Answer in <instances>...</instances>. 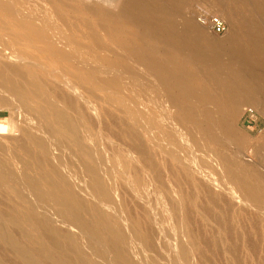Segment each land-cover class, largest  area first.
<instances>
[{"label":"rangeland","instance_id":"1","mask_svg":"<svg viewBox=\"0 0 264 264\" xmlns=\"http://www.w3.org/2000/svg\"><path fill=\"white\" fill-rule=\"evenodd\" d=\"M57 3H56V2ZM69 1V2H67ZM82 1V2H81ZM85 1V2H84ZM97 1H100V0H97ZM96 0H1L0 1V59H3V60H0V65H3V66H11V63L12 65H15V66H18L21 70L23 71H26L27 69L30 70L32 72L31 76H28V74H22L20 77L19 76H15L16 78V85L14 84H11V83H8V93H4L0 90V101L2 100L1 97H6V100H2L0 102V127H1V124L3 123H8V122H13V124L17 125L18 127H28V125L31 124V128L34 130V132L36 131L38 134L40 135H43V130L45 129L47 132L50 130V124H51V118H52V112L50 110V108H48V105L46 103H40L39 100L41 99L42 96L46 95L47 97V100L49 99V101H52L53 103H55V105L59 106V107H64L66 108L69 113L77 118L78 120V128L76 130V138H78L79 142L78 143H75L74 142V138L73 136H71L70 134L68 133H57V134H54L51 138L52 140L54 139L55 142H62L63 145V155L65 157H67L66 159L69 161L70 163V173H71V180H72V183L74 185H78L80 182L82 181H89L91 180L92 178V174L90 172V174L88 173V170L90 169H93L94 167L95 168H100L101 170H103L105 173H107V181H109V185H111L114 189H115V192L117 191L118 194L120 195H117L119 196V198L122 200L123 205H124V209H125V212H128L126 215H127V223L128 225L130 226L131 224H133L134 222H138L137 224H140L142 223L143 226H141L142 224L138 225L139 226V229L150 236L151 234V239L152 240V243L153 245L155 246L156 244H154V242L157 243V247L156 248V254L160 255V256H169L167 257L168 261H170V259L172 257H175L178 255L179 253V250L178 248L174 245V238L172 239V237H174V229L172 228V226L174 227V225L172 224L173 222L170 223V221H174V219L170 216H176V212L178 214V216L182 215V217H184L185 219V236L183 237V239L186 241V242H193L192 243V248H193V251H192V257H194V260H193V264L194 262L196 264H235V261H237L236 263H241V264H264V205H258V204H255L252 200H250L249 196H248V192L245 191L244 188H242L241 186H234L233 184V177L230 175V173L232 172L231 168L229 169L226 165H223L222 162H221V158L216 155V152L214 153L213 150L214 149H218V148H214L213 145H204L201 140H199L200 138H197V140L195 142H191L190 139H189V135L188 133L186 134H183L181 135V133H177L176 132V128L177 126H179V124L173 120L172 116H176L175 113H173V115H168L166 114L167 112V104H166V101L164 99H161V100H157L156 98L153 99V97H155V94H153L154 92L151 91L150 89H148L147 85L144 84L145 82H143L141 79H140V74H139V70L137 68V65L141 64V69L143 68L144 70H146V68H148L147 66L150 64L151 60L154 58V56H157V54L160 56L162 55V57L164 56L165 59L167 58H171V55H172V49L175 45H186V43H182L184 42V39L182 38L181 36V31H182V26L181 24H184L186 21L188 20H193V22L195 21V23H197V25L201 24L197 18L198 14L200 11H202L203 9H207L209 11H211L212 13H223V15L226 16V14L221 10V8L219 7V5H217L216 1L215 0H143V3L141 0H128V1H131V2H135L136 4L138 3V5H141V6H138V7H141L139 8V15H138V18H136V20H131V19H126V18H123V17H120L118 18L120 15L119 14H116V11L114 12V10L111 9V7H108V4L107 2L105 3L103 0L100 1V3H97ZM242 1V0H240ZM264 2V0H262ZM4 2V3H3ZM6 2V3H5ZM49 2V3H48ZM53 5H52V3ZM59 2V3H58ZM75 2H77V4H75ZM142 2V3H141ZM165 2H167V7L165 6L166 4H164ZM176 2V3H175ZM66 3V4H65ZM88 5H87V4ZM152 3V5H151ZM172 3V4H171ZM179 3V4H178ZM212 3V4H211ZM4 4V5H3ZM14 7H13V5ZM51 4V5H50ZM61 4V5H60ZM64 4V5H63ZM103 4V5H102ZM106 4V5H105ZM148 4V6H147ZM8 5V6H7ZM57 5V6H56ZM69 5V7L67 6ZM93 5V6H91ZM101 5V6H100ZM159 5V6H158ZM6 6V7H5ZM22 6V7H21ZM65 6V7H64ZM153 6V7H152ZM4 7V8H3ZM10 7V9H8ZM59 7V8H58ZM88 7V8H87ZM106 7V8H105ZM144 9H143V8ZM148 7V8H146ZM13 8V9H12ZM20 8V9H19ZM21 8L23 9L21 11ZM53 8V9H52ZM56 8V10H55ZM68 8V9H66ZM75 8V9H74ZM83 8V9H82ZM94 8V9H93ZM96 8V9H95ZM102 10H101V9ZM109 8L111 9V11L109 10ZM131 6H128L127 9L128 11L130 12L131 10ZM152 10H150V9ZM156 8V9H155ZM163 10H161V9ZM165 8V9H164ZM176 8H177V11H176ZM242 10L244 11V6L242 7ZM14 9H16V11H18V13H16V11H14ZM61 11H59V10ZM143 9V10H142ZM167 9V10H166ZM180 9V10H179ZM7 10V12L5 11ZM75 10V11H74ZM89 10V11H88ZM104 10V12H103ZM110 12H109V11ZM146 11L145 13L141 12V11ZM159 10L161 11V15L159 13ZM165 10V11H164ZM170 10V12H169ZM94 13H93V12ZM98 13H96V12ZM149 11V12H148ZM153 11V12H152ZM163 11V12H162ZM172 11V12H171ZM15 12V13H14ZM21 12V13H20ZM55 12V13H54ZM76 12V13H75ZM92 12V13H91ZM114 12V13H113ZM169 12V13H167ZM177 12H180V13H177ZM218 12V13H217ZM54 13V14H53ZM73 15H72V14ZM88 13V14H87ZM156 13V14H154ZM24 14V15H23ZM28 14V15H26ZM38 17V14H39V17L35 19L36 15ZM76 14V15H75ZM80 14V15H79ZM89 16H87V15ZM114 14V15H113ZM144 14V15H143ZM158 14V15H157ZM20 15L21 18H20ZM26 15V16H25ZM56 15V16H55ZM64 17H62V16ZM153 15V16H152ZM18 16V17H17ZM45 16V17H43ZM48 16V17H47ZM60 16V17H59ZM78 16V17H77ZM104 16V17H103ZM111 16V17H110ZM114 18H113V17ZM141 16V18H140ZM148 16V17H146ZM179 16V17H178ZM27 18H30L29 20L26 19ZM55 17V18H54ZM66 17V18H65ZM91 19H90V18ZM100 17V18H99ZM106 17V18H105ZM116 17V18H115ZM153 17V19H152ZM164 17V18H163ZM166 17V19H165ZM176 17V18H175ZM45 18V19H44ZM61 18V19H60ZM71 18V20H70ZM105 18V20H103ZM123 18V19H121ZM148 18V19H147ZM179 18V19H178ZM184 18V19H183ZM23 19H25L23 21ZM34 19V20H33ZM52 19V20H51ZM73 19V20H72ZM93 19V20H92ZM33 20V22H32ZM35 20L37 21V23H34ZM40 20H44V21H40ZM45 20L47 22H45ZM54 20V23L53 22H50V21H53ZM66 22H64V21ZM77 20V21H76ZM82 20H85V21H82ZM88 20V21H86ZM91 20V22H90ZM95 20V21H94ZM101 20V21H99ZM107 20V22H106ZM121 20V21H120ZM131 20V21H130ZM142 20V22H141ZM145 20V21H144ZM148 20V22H147ZM181 20V21H180ZM31 21V22H30ZM70 21V22H69ZM75 21V22H74ZM105 21V22H104ZM110 21V22H109ZM113 23H112V22ZM136 21H139L137 23H135ZM170 21H172L170 23ZM174 21V23H173ZM10 22V24H9ZM45 23V27H43V25H41L42 23ZM69 22V23H68ZM79 24H78V23ZM86 22V23H85ZM90 22V23H89ZM116 22V23H115ZM130 22H133V23H130ZM162 22V23H161ZM4 23V24H2ZM12 23V24H11ZM39 23V24H38ZM51 23L53 24V26L51 25ZM95 23V24H93ZM103 23V24H102ZM121 25H120V24ZM181 23V24H179ZM25 24V25H24ZM58 24V26L56 25ZM61 24V25H60ZM64 24V25H63ZM69 24V25H68ZM74 26H73V25ZM88 26H87V25ZM115 24V25H114ZM133 24V25H132ZM142 24L144 26H142ZM149 24V25H148ZM167 24V25H166ZM175 24V25H174ZM178 24V25H177ZM21 25V26H20ZM41 25V26H40ZM56 25V26H54ZM100 25H104V26H100ZM124 27H123V26ZM148 25V26H147ZM170 25V26H169ZM47 27H49L48 30ZM65 26V28H64ZM78 26V27H76ZM84 26V27H83ZM87 26V27H86ZM98 26V28H97ZM100 26V27H99ZM110 29H109V27ZM163 28H162V27ZM166 26V27H165ZM178 26V27H177ZM180 26V27H179ZM205 28L201 27L202 28V34H201V39L204 38H207V39H211L212 42H214L215 40H219V41H215V48L212 49V50H204L198 46H195L196 43L194 42L195 40L194 39H190L188 42H187V45H186V50L184 51L183 55H181V59H180V65L183 67V69H186L189 73H191L192 76H194L193 78V86L196 88V89H203L204 87L205 88H208L209 91L212 92L213 90V93H215L214 95H218L219 94H222V91L220 89H216V86H214V84L211 82L213 77L219 75L220 78H226L227 77V74L225 75V73H227V69L228 67H231L233 66L234 68L237 67L239 64L237 62H230V58H232V54L229 50V48H225V47H229L230 43L229 41L227 40H230V38L232 37V34H233V25L230 26V24H228V29H227V32L224 33V34H217L215 33L209 26H206L204 25ZM28 27V28H27ZM71 27V28H70ZM86 27V28H85ZM118 27V28H117ZM124 29H123V28ZM137 27V29H136ZM141 27V28H139ZM154 27V28H153ZM170 27V28H168ZM174 27V28H173ZM177 27V28H176ZM7 30H5V29ZM46 28V30H48L46 33V30L44 29ZM74 28V29H73ZM76 28V29H75ZM82 28V29H81ZM102 28V29H100ZM107 28V30H106ZM139 28V29H138ZM145 28V29H144ZM149 28V29H148ZM181 28V29H180ZM3 29V30H2ZM31 29V30H30ZM59 29V30H57ZM67 29V30H66ZM79 31H78V30ZM104 29V30H103ZM113 29V30H112ZM123 29V30H122ZM145 31V37H144V31ZM165 29V30H164ZM176 29V30H175ZM2 30V31H1ZM40 30V31H39ZM97 30V31H96ZM99 30H103V31H99ZM108 32L106 34V31ZM108 30H111L110 33ZM115 30V31H114ZM125 30V31H124ZM139 30V32L137 31ZM156 30V31H155ZM164 30V31H163ZM180 32H179V31ZM4 31V32H3ZM43 31H44V34H43ZM65 31V32H64ZM70 31V32H69ZM78 31V32H77ZM122 31H124L123 33H121ZM142 31V32H141ZM148 33H147V32ZM8 32H11V33H8ZM58 32V33H57ZM65 33V36H64V33ZM82 32V33H81ZM86 34H85V33ZM99 32V33H98ZM115 32V33H114ZM149 32H151L149 34ZM176 32V33H175ZM52 33V34H50ZM60 33V35H58ZM63 33V35H62ZM73 33V34H72ZM81 34L79 36V34ZM114 33V34H112ZM118 33H120L118 35ZM125 33V34H124ZM143 33V34H142ZM153 33V34H152ZM165 33V34H164ZM172 33V35H171ZM175 33V34H174ZM180 33V34H179ZM6 36H5V35ZM19 34V35H18ZM58 36H57V35ZM93 34V35H92ZM101 34V35H100ZM103 34V35H102ZM124 34V35H123ZM169 34V35H168ZM231 36H230V35ZM9 35V36H8ZM55 35V36H54ZM66 35L67 38H66ZM71 35V36H70ZM97 35V36H96ZM117 35V37H116ZM121 35V36H120ZM128 35V36H127ZM140 35H142L144 38L142 40V36L140 37ZM149 35V36H148ZM150 35H155V39L158 40L159 42V47L160 50L159 52H157V50L153 51L152 50V47L149 45L150 43ZM3 36V37H2ZM37 36V37H36ZM45 36V37H44ZM57 36V37H56ZM83 36V37H82ZM101 36V37H100ZM105 36V37H104ZM112 36V37H111ZM125 36V37H124ZM136 36V37H135ZM176 36V37H175ZM178 36V37H177ZM27 37V38H26ZM60 37V39L62 37H65V39L63 38V40L58 38ZM94 37V38H93ZM109 37L111 38L109 40ZM124 37V38H123ZM127 37V38H126ZM147 37V38H146ZM164 37V38H163ZM210 37V38H209ZM229 37V38H228ZM50 38V39H49ZM80 38V39H79ZM97 38V40L95 39ZM101 38V39H100ZM117 38V39H116ZM163 38V39H162ZM174 38V39H173ZM181 40H180V39ZM16 39V40H15ZM21 39V40H20ZM34 39V40H33ZM45 39V40H44ZM103 39V41H102ZM125 39H126V42H125ZM128 39V40H127ZM141 39V40H140ZM206 39V40H207ZM222 39H224L223 41H221ZM227 39V40H225ZM14 40V41H13ZM25 40V42H24ZM32 40V41H31ZM42 40V41H41ZM52 41V42H49ZM56 42L59 40V42ZM70 41V43L68 41ZM86 40V42L84 41ZM95 40V41H94ZM99 40V41H98ZM119 40V41H118ZM121 40V41H120ZM165 40V41H164ZM169 40V41H167ZM205 40V39H203ZM37 41V42H36ZM47 42V45H46V42ZM66 41L68 43H66ZM98 41V42H97ZM110 41V42H108ZM129 41L128 44H130L129 47L127 42ZM132 43H131V42ZM180 41V42H179ZM182 41V42H181ZM210 41V40H209ZM40 42V43H39ZM44 42V44L42 43ZM63 42V43H62ZM79 42V43H78ZM92 42V44H91ZM104 44H102V43ZM170 43V45L168 43ZM219 42V43H218ZM224 43H229L228 45L227 44H223ZM51 43V45H49ZM62 43V44H61ZM74 45H73V44ZM100 44V47L98 45L97 47V44ZM119 43V44H117ZM121 43V45H120ZM173 45H172V44ZM179 43V44H178ZM58 44V45H57ZM67 44V45H66ZM96 44V45H95ZM125 44V46H124ZM164 44V45H163ZM189 44V45H188ZM33 45V46H32ZM67 49H65V47ZM69 45V46H68ZM72 45V46H71ZM78 45V46H77ZM120 45V47H119ZM166 45H169V46H166ZM191 45V46H190ZM219 45V46H218ZM224 45V47H223ZM7 46V47H6ZM32 46V47H31ZM62 46V47H61ZM72 49H71V47ZM110 48H108V47ZM123 46V47H122ZM129 48H128V47ZM172 46V48L170 49V47ZM192 46H193V49H192ZM217 46V48H216ZM55 47V49H53ZM61 47V49H60ZM64 47V48H63ZM74 47V48H73ZM95 49H94V48ZM105 47V48H104ZM119 47V48H117ZM191 47V48H190ZM220 49H219V48ZM222 47V48H221ZM57 48V49H56ZM77 48V49H76ZM81 48V49H80ZM99 48V49H97ZM102 48H104L103 50H101ZM108 48V49H106ZM113 48V52H112V49ZM118 50H117V49ZM124 48V49H123ZM137 48V49H136ZM141 48V49H140ZM143 48V49H142ZM196 48V49H195ZM200 48V49H199ZM226 49V51L224 49ZM52 49V50H51ZM72 50V53H71V50ZM76 49V50H74ZM111 49V50H110ZM120 49V50H119ZM130 49V50H128ZM135 49V50H134ZM146 49H148L146 51ZM200 52H198V50ZM220 51V58H217L215 57L216 55L215 54H211L210 52H214L216 53V51ZM218 49V50H217ZM108 54H106V51ZM134 52L132 53V51ZM189 50V51H188ZM194 50V51H192ZM197 50V51H196ZM224 50V51H222ZM42 51V52H41ZM53 51V52H52ZM78 53H76V52ZM81 51V55H78L79 52ZM117 51L119 53H117ZM122 51H126L125 52H122ZM144 51V52H143ZM168 51V52H167ZM188 51V52H187ZM192 54H190L191 52ZM203 51V52H202ZM77 54H75V53ZM83 52V53H82ZM95 52V53H93ZM103 52V53H102ZM164 52V54H162ZM190 52V53H189ZM208 54H207V53ZM16 53V54H15ZM45 53V54H44ZM97 53V54H96ZM100 53V54H99ZM123 53V55H121ZM126 56H125V54ZM131 55H130V54ZM141 53V54H140ZM167 53V54H166ZM186 53V54H185ZM189 53V54H188ZM205 54L204 57H202L203 55L202 54ZM230 53V55H228ZM15 54V57L13 56ZM63 54V55H62ZM67 54V55H66ZM71 54V55H69ZM84 54V55H83ZM93 54V55H92ZM131 56V59L128 58L129 56ZM150 54V55H149ZM222 54V55H221ZM47 55V56H46ZM74 55V56H73ZM86 55V56H85ZM88 55V56H87ZM92 55V56H90ZM113 55V56H111ZM120 55V57H119ZM143 55V56H142ZM148 55V56H147ZM187 55V56H185ZM189 55V56H188ZM197 55V56H195ZM199 55V57H198ZM202 55V56H200ZM211 55H212V58H211ZM213 55H215L213 57ZM223 55H224V59H223ZM225 55H226V59H225ZM16 56L18 58H20V60L18 58H16ZM52 56V58H51ZM66 56V58H65ZM69 56V57H68ZM71 56L73 58H71ZM79 56V57H78ZM135 56V57H133ZM208 56L210 58H208ZM15 59H14V58ZM26 57V59H24ZM50 57V58H48ZM56 57V58H55ZM64 57V58H63ZM74 57H77V58H74ZM84 57V58H83ZM100 57V58H99ZM112 57V58H111ZM119 57V58H118ZM125 57V58H124ZM144 57V58H142ZM150 57V58H149ZM190 57H192L193 59H191ZM198 57V58H196ZM207 57V58H205ZM228 57V58H227ZM9 58V59H8ZM14 60H13V59ZM60 58V59H59ZM79 58V60H78ZM94 58V59H93ZM98 58V59H97ZM127 58V59H126ZM136 58V59H134ZM149 58V59H148ZM184 58V60H183ZM215 58V59H214ZM74 59H77L76 61H74ZM88 60V61H91V62H86L85 60ZM100 59V60H99ZM147 59V60H146ZM205 59V60H203ZM210 59V60H209ZM60 60V61H59ZM83 60V64L82 61ZM94 60V61H93ZM112 60V61H111ZM129 60V61H128ZM202 60H203V63H202ZM210 64L208 62L212 61ZM216 60V61H214ZM222 60V61H221ZM24 61V62H23ZM28 63H27V62ZM67 61V62H66ZM81 61V63L79 62ZM98 61V63L96 62ZM114 61V63H113ZM120 61V62H119ZM124 61V62H122ZM139 61V62H137ZM147 61V62H146ZM187 61V62H186ZM197 61V62H196ZM207 62L204 64V62ZM32 62V63H31ZM74 62V63H73ZM137 62V63H136ZM219 62H221V64H219ZM50 63V64H49ZM97 63V64H96ZM125 63V64H124ZM130 63V64H128ZM132 63V64H131ZM215 63V64H213ZM5 64V65H4ZM24 64V65H22ZM34 64V65H33ZM79 64V65H78ZM90 66H89V65ZM105 64V65H104ZM199 64V65H198ZM217 64V65H216ZM28 65V66H27ZM84 65V66H82ZM101 65V66H99ZM188 65V66H187ZM213 65L215 67H213ZM220 65V66H219ZM32 66V67H31ZM83 68H82V67ZM88 66V67H86ZM97 68L98 70L96 71V69L94 68ZM103 66V67H102ZM198 66V67H197ZM207 66V67H206ZM226 66V68H225ZM33 67H35L33 69ZM42 67V68H41ZM59 67V68H57ZM76 67V68H75ZM79 67V68H78ZM100 67V69H99ZM106 67V68H105ZM130 67V68H128ZM139 67V66H138ZM203 67V68H202ZM208 67L211 68L208 70ZM219 67V68H218ZM40 68V69H39ZM57 68V69H56ZM89 68V70H88ZM91 68V69H90ZM101 68H104V69H107L106 70H102L101 71ZM123 68V69H122ZM200 68V69H198ZM42 69V70H41ZM44 69V70H43ZM48 69V70H47ZM51 69V70H50ZM79 69V70H77ZM117 69V70H116ZM218 69V70H217ZM58 70V71H57ZM95 70V71H94ZM122 70V71H121ZM192 70V71H191ZM197 70H200V71H197ZM48 71V72H45ZM51 71V72H50ZM54 71V72H53ZM80 71V72H79ZM88 71V72H87ZM106 71V73H105ZM116 71V72H115ZM119 73H118V72ZM122 73H121V72ZM126 71V72H125ZM222 71V74H219L217 72H220L221 73ZM57 72V73H56ZM58 72H61L58 73ZM91 72V73H90ZM95 72V73H94ZM98 72V73H97ZM104 72V74H102ZM111 73V75H109L108 73ZM129 72V73H128ZM132 72V73H131ZM215 72V73H214ZM50 73V74H49ZM54 73V74H53ZM90 73V74H89ZM101 73V77L100 74ZM118 73L119 77L116 75ZM131 73V74H130ZM202 73V74H201ZM204 73V74H203ZM211 75H210V74ZM217 73V74H216ZM47 74V75H46ZM49 74V75H48ZM53 74V75H52ZM81 74V75H80ZM106 74H108V76H106ZM121 74V76H120ZM126 74V75H125ZM133 74V75H132ZM200 74V75H198ZM216 74V75H215ZM9 76H13V72L10 71L8 73ZM6 75V76H8ZM25 75V76H24ZM59 75V76H58ZM91 75V76H90ZM102 75H105L104 77ZM115 75V77H114ZM39 76V77H38ZM50 76V77H49ZM61 76H63L61 78ZM69 76V77H68ZM112 76V77H111ZM133 76L135 78H133ZM26 77V78H24ZM64 77H66L64 79ZM77 77V78H76ZM123 77H125L123 79ZM129 77H132L131 80H133V82H131V80L129 79ZM201 77V78H200ZM84 78V79H83ZM112 78V79H111ZM116 78V80H115ZM202 80H200V79ZM205 78V79H204ZM24 79V80H23ZM135 79V80H134ZM3 81V77H0V83ZM67 80V81H66ZM85 80V81H84ZM121 80V82H120ZM137 80V81H136ZM40 81V82H39ZM43 81V82H42ZM49 81V82H48ZM57 81V82H55ZM69 81V82H68ZM97 81V83H96ZM128 81V82H127ZM207 81V82H206ZM209 81V82H208ZM19 82V83H18ZM51 82V83H50ZM88 85H87V83ZM137 82V83H136ZM204 82H206V84L204 85ZM54 83V84H53ZM57 83V85H56ZM67 84V85H72V86H67L66 85H63V84ZM115 83V84H114ZM24 86H22V85ZM29 84V85H28ZM124 87H122V85ZM21 85V86H20ZM60 85V86H59ZM76 85V86H74ZM136 85V86H135ZM208 85V86H207ZM16 86V87H14ZM39 86V87H38ZM42 86V87H40ZM102 86H103V89H102ZM120 86V87H119ZM129 86V87H128ZM134 86V88H133ZM144 86V87H143ZM203 86V87H202ZM58 87V88H57ZM62 87V89H61ZM71 87V88H70ZM77 87V88H75ZM82 87V88H81ZM91 87H94V88H91ZM73 88H75L73 90ZM204 88V89H205ZM59 89V90H58ZM88 89V90H87ZM95 89V90H93ZM109 89V92L108 90ZM134 89V90H133ZM48 90V91H47ZM50 90V91H49ZM55 90V91H54ZM67 90V92H66ZM80 90V91H78ZM105 90V91H104ZM151 92H150V91ZM216 90V91H215ZM14 91V92H13ZM64 91V92H62ZM74 91V92H72ZM215 91V92H214ZM16 92V93H15ZM21 92L26 94L27 97L26 98H23L21 96ZM51 92H54L51 93ZM82 93L80 95V93ZM100 92V93H99ZM108 92V93H107ZM111 92V93H110ZM117 92V93H116ZM133 92V93H132ZM50 93V94H49ZM72 93V94H70ZM76 93V95H75ZM91 93V94H89ZM102 93V95H100ZM115 93V94H114ZM145 93V94H144ZM150 93L152 95H150ZM5 94V95H4ZM56 94H57V98H56ZM60 97H59V95ZM70 94V95H69ZM94 94V95H93ZM114 94V95H113ZM117 94V95H116ZM121 96H119V95ZM141 94V95H140ZM149 94V95H148ZM77 96L78 98L76 97H72V96ZM98 95V96H97ZM115 95H116V98H115ZM145 95V96H144ZM64 96V97H63ZM68 96V97H67ZM84 96V97H83ZM86 96V97H85ZM118 96V97H117ZM152 98H150V97ZM11 97V98H10ZM14 97V99H13ZM16 97V98H15ZM51 97V98H49ZM95 97V98H94ZM120 97V98H119ZM147 97V98H146ZM61 100H60V99ZM68 98H69V101H68ZM76 98V99H75ZM97 98V99H96ZM123 98V99H122ZM139 98V99H138ZM150 98L151 100L149 101ZM11 99V100H10ZM67 99V101H66ZM101 99V100H100ZM114 99V100H113ZM129 101H128V100ZM111 100V102H110ZM121 100V101H120ZM124 100V101H123ZM154 100V101H153ZM156 100V102H155ZM6 101V102H5ZM102 101V102H101ZM104 101V102H103ZM126 101V102H125ZM143 101V102H142ZM146 101L148 104H146ZM158 101H162L157 103ZM57 102V103H56ZM93 102V103H92ZM118 102V103H117ZM120 102V103H119ZM67 103V104H66ZM85 103V105L83 104ZM90 103V104H89ZM95 103V104H94ZM125 103V104H124ZM130 103V104H128ZM156 103V105H155ZM161 103V104H160ZM27 104V105H26ZM120 104V105H119ZM125 108H124V106ZM146 104V105H145ZM166 104V105H164ZM5 105V106H4ZM73 105V107H71ZM105 105V106H104ZM109 105V107H108ZM20 106V107H19ZM75 106V107H74ZM89 106V107H87ZM111 106H113L111 108ZM128 106V108H127ZM134 106V107H133ZM159 106V107H158ZM87 107V108H86ZM95 107V108H93ZM161 107V108H160ZM246 107H251L249 105H243L241 106V108H239L238 110V114L236 113L234 115V117L232 118V122H233V130L235 131L234 134L236 136H240L241 135V138L246 142L247 140V143H245L244 146L246 147H243V151L241 150L240 152L244 154V159L245 161L248 160V163L250 165H252L251 163H253V171H252V177L254 178L256 175V171H261V170H264V115L263 114H260L258 113L257 115V118L254 120V121H248L246 119V117H244V113H242L241 111L243 110L242 108H246ZM20 108V109H19ZM90 110H89V109ZM156 108V109H155ZM19 109V110H18ZM34 109V110H32ZM86 109V110H85ZM147 109V110H146ZM161 109V110H160ZM242 109V110H241ZM43 110H45L46 114L43 112ZM71 110V111H70ZM74 110V111H73ZM85 110V111H84ZM96 110V111H95ZM121 112H120V111ZM131 112H129V111ZM147 112H146V111ZM166 110V111H165ZM110 111V112H109ZM137 111H138V114H137ZM163 111V112H162ZM18 112V113H17ZM120 112V113H119ZM128 114H127V113ZM149 112V113H148ZM20 113V114H19ZM85 113V114H84ZM108 113V114H107ZM159 113V114H158ZM163 113V114H162ZM43 114V115H41ZM117 116H116V115ZM137 114V115H136ZM161 114V115H160ZM21 115V116H19ZM87 115V116H85ZM93 115V116H92ZM99 115V116H98ZM108 115V117H106ZM111 115V116H110ZM130 115V116H128ZM23 116V117H22ZM30 116V117H29ZM31 116L34 118H31ZM103 116V117H102ZM105 116V118H104ZM139 116V117H138ZM149 116V117H148ZM170 116V117H169ZM17 117V118H16ZM27 117V118H26ZM96 117V118H95ZM112 117V118H111ZM116 117V118H115ZM132 117H133V120H132ZM164 119H162V118ZM26 118V119H25ZM30 118V119H29ZM95 118V119H94ZM109 118H111L109 120ZM137 118V119H136ZM18 119V120H17ZM89 119V120H88ZM118 119V121H117ZM142 119L143 122L140 120ZM173 122H172V120ZM12 120V121H11ZM26 120V122H25ZM30 120H34L32 122H30ZM80 120V121H79ZM126 120V121H125ZM136 120V121H135ZM157 120V121H156ZM99 121V122H98ZM102 121L105 123H102ZM106 121H107V126L108 128L105 126L106 125ZM110 121V122H109ZM112 121V122H111ZM114 121V123H113ZM125 121V122H123ZM133 121V122H131ZM141 121V122H140ZM19 122V123H18ZM93 122L94 124L96 123L95 126H93ZM109 122V123H108ZM118 124H117V123ZM137 122L138 125L135 123ZM27 123V124H26ZM30 123V124H28ZM113 123V124H111ZM124 123V124H123ZM127 123V124H126ZM135 123V124H134ZM170 123V124H169ZM20 124V125H19ZM34 124V125H33ZM36 124V125H35ZM98 124V125H97ZM100 124H102L100 126ZM117 124V125H116ZM125 124L127 126H125ZM116 125V126H115ZM133 125V126H132ZM136 125V126H134ZM187 125V126H186ZM34 126V127H33ZM41 126V127H40ZM93 126V127H92ZM97 126V127H96ZM104 126V127H103ZM112 126V127H110ZM122 126V127H121ZM139 126V127H138ZM148 126V127H147ZM160 126V127H159ZM182 126H184L185 128H187L188 130H191V126L188 125V124H184L182 123ZM45 127V128H43ZM131 127V128H130ZM141 127V128H140ZM164 127V128H163ZM172 127V128H171ZM10 128V127H9ZM8 128V129H9ZM37 128V129H36ZM39 128V129H38ZM40 128H42L43 130H41ZM96 128V129H94ZM103 128V129H102ZM141 129V131L139 129ZM144 128V129H143ZM237 131H239V133L237 132L236 133V129ZM101 129V130H100ZM113 129V131L111 130ZM130 129V130H129ZM132 129V130H131ZM148 129V130H147ZM151 129H154V130H151ZM173 129V130H172ZM40 130V131H38ZM44 130V131H45ZM98 132H97V131ZM106 130V132L104 131ZM122 130V131H120ZM124 130V131H123ZM129 130V131H128ZM144 130H147L149 132L146 131V133H143L145 132ZM164 130V131H163ZM175 130V131H174ZM42 131V132H41ZM45 131V134L46 137H48L49 135L47 134V132ZM81 131V133H80ZM101 131V132H100ZM109 133H108V132ZM116 131V132H115ZM118 131V132H117ZM126 131V132H125ZM133 131V134H131ZM139 133H138V132ZM10 132H12V136L10 134ZM169 132V133H168ZM3 133V134H2ZM9 133V134H7ZM43 133V134H41ZM79 133V134H78ZM101 133V134H99ZM115 133H117L116 135H114ZM122 133V134H121ZM137 133L140 135L138 136ZM141 133V134H140ZM151 135H150V134ZM242 133V134H241ZM5 134V135H4ZM88 134V135H87ZM105 134V135H104ZM110 134V135H108ZM111 134L113 135V137L111 136ZM136 134V135H135ZM147 134V135H146ZM163 134V135H162ZM165 134V135H164ZM188 134V135H187ZM240 134V135H239ZM11 136V137H15V138H20L21 136V132L18 131L17 129V134L14 135L13 131H12V128H10L8 131L6 130H2L0 128V147H4L5 145V150H8L10 154H8V152H4L3 148L2 150H0V160H6L12 168H14L15 170H19L21 169V162H23V160H28L27 157L24 155L23 156V151L20 147V144L15 141V140H9V138H6L5 141H4V136ZM17 135V136H16ZM19 135V137H18ZM43 135V136H44ZM103 135V136H102ZM130 135V136H129ZM135 135V136H133ZM145 135V136H144ZM153 135V136H152ZM167 135V136H166ZM185 135V136H184ZM95 136V137H94ZM100 136V137H99ZM142 136V137H141ZM157 136V137H156ZM161 136V137H160ZM181 136V138H179L178 140V137ZM188 136V137H187ZM90 137V138H89ZM138 137H141L140 139ZM148 137V138H147ZM156 139H154V138ZM164 137V138H163ZM167 137V138H166ZM171 137V138H170ZM186 137V138H185ZM100 138V139H99ZM116 138H117V141H116ZM128 138V140L126 139ZM134 138V139H133ZM137 138V140H136ZM143 138V139H142ZM170 140H169V139ZM183 138V139H182ZM246 140H245V139ZM261 138V139H260ZM91 139V140H90ZM130 139V140H129ZM154 139V140H153ZM163 139V140H162ZM166 139V140H165ZM175 139V140H174ZM187 139L189 140L190 142V145L188 144L189 142L187 141ZM260 139V140H259ZM263 139V140H262ZM108 140V141H107ZM113 140V141H111ZM139 140H143V143L147 149V154L149 155V159L147 161V159H144L138 152H135L137 150H132V147H129L133 145V149H136L138 143H139ZM157 140V141H155ZM178 140V141H177ZM111 141V142H110ZM148 141V142H147ZM172 141V142H171ZM180 141H184V144L183 142L181 143ZM200 141V142H199ZM108 142V143H107ZM114 142V143H112ZM162 142V143H161ZM170 142V143H169ZM178 142V144H177ZM250 142V143H249ZM119 144V146L117 144ZM121 143V144H120ZM125 143H128L127 146ZM150 143V145L148 144ZM165 143V144H164ZM172 143V144H171ZM175 143V144H174ZM180 143V144H179ZM192 143V144H191ZM200 143V144H199ZM249 143V144H248ZM260 143V144H258ZM2 144V145H1ZM16 144V145H15ZM94 144V145H93ZM97 144V145H96ZM99 144V145H98ZM116 146H114V145ZM164 144V145H163ZM171 144V145H170ZM187 148H186V145ZM251 144V145H250ZM13 145V146H12ZM111 145V146H110ZM113 145V146H112ZM121 145V146H120ZM149 145V146H148ZM170 145V147L167 146ZM181 145V148L180 146ZM182 145L184 147H182ZM192 145V146H191ZM9 146V147H8ZM97 146V147H96ZM110 146V147H109ZM150 146H153V147H150ZM159 146V147H158ZM173 146V147H171ZM191 146V148H190ZM255 146V147H254ZM105 147H108V148H111V149H108V148H105ZM122 147V148H121ZM179 147V148H178ZM193 147V148H192ZM258 147V148H257ZM0 148V149H1ZM104 148V149H103ZM128 148H131V149H128ZM173 148V149H171ZM199 148V149H198ZM16 149V150H15ZM20 149V150H19ZM65 149V150H64ZM90 149V150H88ZM94 149V150H93ZM159 149V150H158ZM168 149L169 152L166 150ZM176 149V151L174 150ZM186 149V150H185ZM190 149V150H189ZM191 149H193V153L191 151ZM205 149V150H204ZM247 149V150H246ZM263 149V151H262ZM70 151V152H67ZM72 150H73V154L72 153ZM86 150L88 153H90V157L87 156V155H84L83 151ZM112 152H111V151ZM132 150V151H131ZM235 151H238V149H234ZM260 150V151H258ZM1 151H3V153L1 154ZM14 151V153L12 152ZM56 151V150H55ZM54 151V152H55ZM66 151V153H64ZM123 151V152H122ZM159 151V152H158ZM166 151V152H165ZM175 151V152H174ZM186 151V153H185ZM226 151V152H225ZM225 151H222V154L227 153L228 151V155L227 156H231V154L233 153V151L231 152V149L229 150H225ZM258 151V152H257ZM162 152V153H161ZM164 152V153H163ZM196 152V153H195ZM257 152V153H256ZM12 153V154H11ZM55 153H59V151L57 150ZM95 153V155H94ZM102 153V154H101ZM107 155H106V154ZM113 153V154H112ZM116 153V154H115ZM126 153V154H125ZM129 153V155H127ZM157 153V154H155ZM161 153V154H160ZM180 153V154H179ZM191 153H192V157H191ZM208 153V154H206ZM256 155H255V154ZM9 156V157H7ZM19 154V155H18ZM71 154V155H70ZM74 156H73V155ZM92 154V155H91ZM112 154V155H111ZM122 154V155H121ZM125 154V155H124ZM163 154V155H162ZM166 154V155H165ZM171 154V155H170ZM176 154V155H175ZM178 154V155H177ZM182 154V155H181ZM189 154V155H187ZM197 154V155H195ZM254 154V156H253ZM262 154V156H260ZM11 155V156H10ZM15 155V156H14ZM18 155V156H17ZM22 155V156H21ZM96 157H94V156ZM108 157H106V156ZM137 155H140V156H137ZM152 158L155 160L152 159L151 162H149V160H151V156ZM157 155V156H156ZM160 155V156H159ZM184 155V156H183ZM206 155V156H205ZM13 156V158H11ZM21 156V158H20ZM73 156V157H72ZM106 157V164H104V162H101L100 158L101 157ZM133 156V157H132ZM159 156V157H158ZM171 157L170 159H168V157ZM194 156V158H193ZM195 156L198 157H202L203 156L205 157L204 158V165L202 166V168H199V165L198 163L194 162V159H195ZM19 157V158H18ZM79 157V158H78ZM94 157V158H93ZM132 157V158H130ZM156 157V159H155ZM174 157V158H173ZM178 157H180L181 159H179ZM185 157V158H184ZM191 157V158H190ZM258 157V158H257ZM16 158V159H15ZM23 158V160H22ZM71 158V161L69 160ZM116 158V159H115ZM138 158V159H137ZM160 158V159H159ZM178 158V159H176ZM189 158V159H188ZM257 158V160H256ZM12 159V161H11ZM76 161H74V160ZM97 159V162L96 160ZM132 159V160H131ZM162 159V160H161ZM165 161H164V160ZM168 159V160H167ZM176 159V160H175ZM185 159L187 160L185 162ZM260 159V160H259ZM16 163H14L15 161ZM73 160V161H72ZM81 160V161H80ZM100 160V161H99ZM136 160V162H135ZM143 160L145 162H143ZM158 160V161H157ZM161 160V161H160ZM189 160V162H188ZM193 163H192V161ZM253 160V162H252ZM255 160V161H254ZM21 161V162H19ZM29 161V160H28ZM118 161V162H117ZM133 161V162H131ZM138 161V162H137ZM142 161V162H141ZM168 161H171L168 163ZM176 161V162H175ZM178 161V163H177ZM250 161V162H249ZM13 162V163H12ZM75 162V163H74ZM82 165L84 166H80L81 163ZM99 162V163H98ZM180 162H182V165H178V164H181ZM258 162V163H256ZM261 162V165L260 163ZM263 162V163H262ZM21 165H20V164ZM74 163V164H73ZM76 163H79L80 165H75ZM86 163V164H85ZM98 163V164H97ZM121 165H119V164ZM136 163V164H135ZM144 163V164H143ZM152 163V164H151ZM159 163V164H158ZM161 163V164H160ZM163 163H165L163 165ZM173 163V164H172ZM218 163V164H217ZM14 167H13V165ZM101 164V165H99ZM139 164V165H138ZM148 168H147V166ZM154 164V166H153ZM156 164V165H155ZM157 164L159 166H157ZM170 167H168L169 165ZM189 164V165H188ZM192 164V165H190ZM195 164L196 167H195ZM215 164V165H213ZM255 164V165H254ZM18 167H17V166ZM20 165V166H19ZM47 165L50 166H54V164L52 163V161L50 160H47ZM46 165V168L48 169V172L49 174L54 170L52 169V167H48ZM74 165V166H72ZM137 165V167H136ZM152 165V166H151ZM162 165V166H161ZM167 165V166H166ZM178 165V167H177ZM183 165L186 167H183ZM260 167H258V166ZM17 169H16V167ZM77 166V167H76ZM104 166V167H103ZM129 166V167H128ZM140 166V168H139ZM189 166V167H188ZM192 166V167H191ZM218 168H217V167ZM223 166V167H222ZM72 167V168H71ZM74 167V168H73ZM92 167V168H90ZM107 167V168H106ZM108 167H111V168H108ZM126 167V168H125ZM150 167H151V171H150ZM153 167H156L155 169H157L156 171H158L156 173L155 169ZM159 167V168H158ZM191 169L189 171V169ZM194 167V168H193ZM206 167V168H204ZM55 168V167H53ZM88 168V169H87ZM138 168V169H136ZM145 168V169H143ZM147 168V169H146ZM153 168V170H152ZM172 168V170H171ZM182 168V169H181ZM258 168V169H256ZM81 169V170H80ZM83 169V170H82ZM85 169V170H84ZM105 169V170H104ZM108 169V170H107ZM109 169H111L109 171ZM128 169V170H126ZM141 169V171H140ZM164 169V170H162ZM201 169V170H199ZM218 169V170H217ZM229 169V170H228ZM117 170V172L115 171ZM139 170V171H138ZM147 170V171H146ZM163 171L160 172L159 171ZM170 170L171 171V174L170 172L168 171ZM175 170V172H174ZM182 170V171H181ZM196 170V171H195ZM85 173H83V172ZM115 171V172H114ZM127 171V172H126ZM144 171V173H143ZM146 171V172H145ZM153 171V172H152ZM187 171V172H186ZM192 171V172H191ZM195 173H194V172ZM200 171V173L198 172ZM208 171V172H207ZM229 171V172H228ZM113 172V173H111ZM122 172V173H120ZM129 172V173H128ZM148 172V173H147ZM152 172V173H151ZM166 172V173H165ZM197 172V173H196ZM224 172V173H223ZM83 173V174H81ZM124 173V174H123ZM132 173V174H130ZM151 173V174H150ZM165 173V174H164ZM181 173V174H180ZM194 173V174H193ZM199 173V175H198ZM52 174V180L55 182L56 181V176L54 173H51ZM116 174V175H115ZM126 174V175H125ZM152 176L151 178V181H150V175ZM173 174V175H172ZM183 174V175H182ZM193 174V175H192ZM81 175H84L85 180H81L83 179L84 177L81 176ZM89 177H87V176ZM158 176V177H154V176ZM162 175V176H161ZM170 175V176H169ZM196 175V176H195ZM202 175L204 176V180H208V182L206 183V181L203 180L202 178ZM74 176V177H73ZM114 176V177H113ZM118 176V177H117ZM131 176V177H130ZM165 176V177H164ZM168 176L170 178H168ZM175 176L177 177V179L175 178ZM183 176V177H182ZM74 179H73V178ZM83 177V178H81ZM126 177V179H125ZM154 177V178H153ZM160 177V179H159ZM164 177V178H163ZM167 177V178H166ZM182 177V178H181ZM196 177V178H195ZM211 177V179H210ZM242 178V175L240 176ZM79 178V179H78ZM110 178V179H109ZM116 178V180H114ZM157 178V179H156ZM163 178V180H162ZM185 178V179H184ZM192 181L190 183V181ZM201 178V180H200ZM255 181V179H253ZM129 179V180H128ZM154 181H153V180ZM182 179L184 181H182ZM194 179V180H193ZM79 180V181H78ZM114 180V184H113V181ZM127 180V181H126ZM144 180V182H143ZM157 180V181H155ZM165 180V181H164ZM181 180V181H180ZM196 180V181H195ZM200 180V181H199ZM214 180V181H213ZM111 181V182H110ZM122 181V182H121ZM129 181V182H128ZM135 181V182H134ZM153 181V182H152ZM172 181V184L175 183V184H169L171 183ZM189 181V182H188ZM257 182H261L262 180H256ZM75 182V183H74ZM116 182V184H115ZM125 182H128V183H125ZM131 185H129L130 183H132ZM145 182H146V185H145ZM156 182H159L156 183ZM162 182V183H161ZM165 182V183H164ZM182 182V183H181ZM194 182V183H193ZM201 182V183H200ZM218 182V183H217ZM118 183V184H117ZM121 183V184H119ZM156 183V184H154ZM179 183H180V187H179ZM188 183V184H187ZM199 183V185H198ZM229 183V185H228ZM263 183V181L261 182ZM203 184V185H201ZM207 184V185H206ZM211 186H210V185ZM218 184V185H217ZM223 184V185H222ZM225 184V185H224ZM50 185L52 186V182L48 183L47 185H44L43 188L46 190V191H49V188H50ZM118 185V187L116 186ZM128 185L130 187H128ZM135 185V186H134ZM161 187H160V186ZM164 185V186H163ZM177 185V186H176ZM186 185V187H185ZM191 185L193 187H191ZM200 185H201V188H200ZM216 185V186H215ZM115 186V187H114ZM123 186V187H122ZM148 186V187H147ZM195 186V187H194ZM198 186V187H197ZM203 186H205L203 188ZM215 187V188H210V187ZM219 186V187H218ZM131 187H134L135 190ZM161 190H160V188ZM163 187V188H162ZM165 187V188H164ZM171 189H169V188ZM190 187V188H188ZM197 187V188H196ZM223 187V188H222ZM226 190H225V188ZM228 187V189H227ZM126 188V189H125ZM150 188V191L147 192ZM154 190H153V189ZM157 188V189H156ZM159 188V190H158ZM175 190H174V189ZM184 188V189H183ZM192 188V189H191ZM201 190H200V189ZM207 188V190H206ZM210 188V189H208ZM219 188V189H218ZM222 188V189H221ZM242 188V190H241ZM146 189V190H145ZM153 191H152V190ZM156 189V190H155ZM164 189V190H163ZM168 189V190H167ZM187 189V190H186ZM191 189V192L190 190ZM198 189V190H197ZM224 189V191H223ZM240 189V190H239ZM3 190V191H2ZM140 190V191H139ZM145 190V191H144ZM172 190V191H171ZM196 190V191H195ZM200 190V191H199ZM204 190V191H203ZM214 190V192H213ZM219 190V191H217ZM229 190V191H228ZM2 191V192H1ZM127 191L130 193V194H126ZM138 191V192H137ZM152 191V192H151ZM156 191V192H155ZM164 191V192H163ZM169 191V192H168ZM185 191V192H183ZM202 191V192H201ZM206 191V192H205ZM209 191V192H208ZM232 191V192H231ZM5 192V193H4ZM141 192V193H140ZM159 192V193H158ZM163 192V193H162ZM187 192V193H186ZM198 192V193H197ZM205 194H204V193ZM209 194H208V193ZM212 192V193H211ZM217 192V193H216ZM246 192V193H245ZM146 193V194H145ZM148 193V194H147ZM167 193V194H166ZM175 193V194H174ZM189 193V194H188ZM225 193V194H224ZM227 193V194H226ZM229 193V194H228ZM232 193V194H231ZM0 210L1 211H5L7 212L9 215H11V222L8 224L9 226V229L11 231V233L15 236V237H21L20 240L21 242L23 241V244L27 245V246H30V247H38L39 246V242H40V236L43 235L44 237V233L43 232H40V234H36V231L33 230V226H32V223L31 221H24L21 225L18 223H16V220L18 218H23L25 220L26 218V215L30 209V204L29 203H26L25 200L21 199L19 196L17 197L15 195L14 192H10V191H7L5 190L4 188H0ZM117 194V193H116ZM123 194V195H122ZM136 194V195H134ZM140 194V195H138ZM159 194V195H158ZM196 194V195H195ZM207 194V195H206ZM221 194V195H220ZM236 194V195H235ZM237 194H238V197H237ZM240 194V195H239ZM82 195V194H81ZM128 195H134L133 197L130 196L128 197ZM141 195H142V199L143 197L145 196H148V200L146 201V203H144V201L141 199ZM151 195V196H150ZM163 195V196H162ZM168 196V200H166V196ZM173 195V196H172ZM175 195V196H174ZM182 195V196H181ZM189 195V196H188ZM192 195V196H190ZM204 195V196H202ZM210 195L208 198L209 200H207V196ZM214 195V197H213ZM3 196V197H2ZM6 196V197H5ZM83 196V195H82ZM126 196V197H125ZM161 196V197H159ZM165 196V197H164ZM171 196V197H170ZM178 196V197H177ZM180 196V197H179ZM195 199H194V197ZM198 198H197V197ZM199 196H201L199 198ZM212 196V197H211ZM225 196V197H224ZM228 196V197H227ZM86 197V198H85ZM159 197V199H158ZM177 197V198H176ZM193 197V198H191ZM204 197V198H203ZM210 197L212 198L211 199V202H215V203H211L210 202ZM221 197V198H220ZM226 199H224V198ZM231 197V198H230ZM233 197V198H232ZM241 197H243L242 199H240ZM3 198V199H2ZM83 198H85V201L87 204L91 205L92 203V198L89 196V195H85L83 196ZM126 198V199H125ZM136 201H134V203L136 204H132L133 203V200L134 199ZM186 198V199H185ZM205 198H206V201H205ZM215 198H218L216 200H221V202L214 200ZM220 198V199H219ZM230 198V199H229ZM249 198V199H248ZM6 199V200H5ZM158 199V200H157ZM161 199V200H160ZM165 201H163V200ZM174 199L173 203H172V200ZM195 201H194V200ZM198 199V200H197ZM90 200V201H89ZM129 200V202H128ZM132 200V201H130ZM139 200V201H137ZM197 200V201H196ZM204 201V203L206 204L207 201H209V203L207 202L208 204V209H207V206L204 205V203L202 201ZM1 201L3 203H1ZM15 201V202H14ZM142 201V203H141ZM150 201V202H149ZM153 203H152V202ZM156 201V202H155ZM158 201V202H157ZM160 201V202H159ZM161 201H162V204H161ZM167 201V202H166ZM188 201V202H187ZM250 201V202H249ZM6 203V207H5V203ZM138 202V203H137ZM140 202V203H139ZM165 202V203H164ZM171 202V203H170ZM177 204H176V203ZM197 202V203H196ZM237 202L236 204L237 205H234L233 203ZM247 202V203H246ZM130 203V208H129V205L127 206V204ZM146 204L144 206V204ZM150 203V205H148ZM170 203V204H169ZM178 203H180V205H178ZM188 203V205H187ZM191 203V204H190ZM196 203V206L194 205ZM220 203V204H219ZM4 204V206H2ZM21 204V206H19ZM29 204V205H28ZM51 204V205H50ZM137 204H141V208L143 209H140L139 205ZM154 204V205H153ZM159 204V205H158ZM167 205L162 207V205ZM172 204V205H171ZM212 204V205H211ZM249 204V205H248ZM9 205V206H8ZM143 205V206H142ZM156 205H158V207H156ZM174 205V206H173ZM192 205V206H191ZM199 205V206H197ZM200 205H202L200 207ZM214 205V207H213ZM215 205H218L222 208H218L215 206ZM228 205V206H227ZM258 205V206H257ZM47 206L48 208L46 207V211L47 212H50V213H53L55 214V217H54V223L53 225L58 228L61 232V234H64L65 232H71V233H74L75 229L74 228H69V227H65V226H62V223L59 222L60 220V217L58 216V214L56 215L57 211L61 208L59 206H56L55 203L51 200V199H47ZM133 206V207H132ZM149 206V208H148ZM182 206V207H181ZM186 206V207H185ZM188 206H191V207H188ZM212 206V207H211ZM12 207V208H11ZM196 207V208H195ZM233 207H237V208H234ZM263 207V208H261ZM11 208V209H10ZM133 208V209H132ZM150 208H152L150 210ZM157 208V209H156ZM171 208V209H170ZM176 208L177 209H181L176 211ZM191 209V210H188V209ZM194 208V209H193ZM199 208H204V209H199ZM206 208V209H205ZM216 208V209H215ZM230 208V209H229ZM3 209V210H2ZM14 211H13V210ZM147 211H146V210ZM149 209V210H148ZM155 209V210H153ZM175 209V210H174ZM193 209V210H192ZM221 209V210H220ZM139 210V211H138ZM157 210V211H156ZM233 210V211H232ZM237 210V211H236ZM3 211V212H4ZM17 211V212H16ZM40 211V212H39ZM42 211H44V209H42ZM41 210H38L39 214L42 212ZM150 211V212H149ZM160 212V215L157 214V212ZM183 211V212H182ZM188 211H190L188 214ZM197 213H196V212ZM207 212L206 214V217H205V213L204 212ZM224 213H223V212ZM231 211V212H230ZM12 212V214H11ZM16 212V213H15ZM135 212V216H134V213ZM153 212V213H152ZM156 215H155V213ZM195 212V213H194ZM200 215H199V213ZM208 212H211V214L213 212L212 215L209 216V213ZM230 212V213H229ZM235 212V214H234ZM132 213V214H131ZM202 213V214H201ZM204 213V214H203ZM220 213V214H219ZM233 213V216L232 214ZM237 213V215H236ZM239 213V214H238ZM144 214V215H143ZM187 214V215H186ZM193 214V215H192ZM195 214V215H194ZM137 215V216H136ZM188 215H191L190 216V219L191 217L195 220V223H194V220L191 219L189 220L188 219ZM208 215V217H207ZM222 215V216H221ZM88 216V217H87ZM133 216V217H131ZM153 216V217H152ZM163 218H161V217ZM186 216V217H185ZM194 216V217H193ZM216 218H215V217ZM58 217V218H57ZM90 215L89 214H85V218H89ZM130 217V219H129ZM136 217V218H135ZM141 217V218H139ZM145 217V218H144ZM152 217V219H151ZM159 217L161 220H159ZM202 217V218H201ZM56 218V219H55ZM115 218V217H114ZM135 218V219H134ZM155 218V220H154ZM199 220H198V219ZM201 218V219H200ZM205 218V219H204ZM208 218V219H207ZM215 218V219H214ZM116 219V218H115ZM210 219V220H209ZM219 219V220H217ZM228 219V220H227ZM140 220H143V221H140ZM148 220V221H147ZM151 220V221H150ZM158 220V221H157ZM197 220V221H196ZM204 220V221H203ZM207 222H206V221ZM13 221V222H12ZM193 221V222H192ZM200 221V222H199ZM211 221L213 223H211ZM219 223H217V222ZM57 222V223H56ZM59 222V223H58ZM153 222V223H152ZM155 222V223H154ZM161 222V223H160ZM191 224H190V223ZM197 222L199 223V225L197 224ZM202 222V223H201ZM209 222V223H208ZM218 226H217V224ZM224 222V223H222ZM227 222V223H226ZM231 224H230V223ZM151 223V224H149ZM164 225H163V224ZM194 223V224H192ZM222 223V225H221ZM60 224V225H59ZM148 224H149V227H148ZM155 226L154 229L156 231H154V229H152V226L153 225ZM159 224H162V228H161V225ZM170 224V225H169ZM202 224V226H201ZM204 224V225H203ZM224 224V225H223ZM228 224V225H227ZM152 225V226H150ZM167 225V226H166ZM172 225V226H171ZM192 225V226H191ZM196 225V226H194ZM207 225H211L209 227H207ZM212 225H215V226H212ZM229 225H230V228H229ZM233 225V226H232ZM236 228H234L235 226ZM19 226V227H18ZM198 226V228H197ZM200 226L202 227V229H200ZM216 226H217V229H216ZM222 226H224L222 228ZM232 226V227H231ZM24 230H23V228ZM28 227V228H26ZM63 227V228H62ZM65 227V228H64ZM142 227L144 229H142ZM157 227V228H156ZM165 230H164V228ZM167 227V228H166ZM205 227V228H204ZM213 227V228H212ZM226 227V228H225ZM12 228V229H11ZM26 228V229H25ZM149 230H148V229ZM161 228V229H160ZM171 228V229H170ZM200 229L201 232H198L197 229ZM215 228V229H214ZM220 228V229H218ZM227 228L229 229V231L227 230ZM233 228V229H231ZM238 228V229H237ZM18 231H17V230ZM20 229V230H19ZM65 231H64V230ZM163 229V230H162ZM172 229L174 232H172ZM191 232H190V230ZM209 231H208V230ZM231 229V230H230ZM243 229L246 231H243ZM13 230V231H12ZM23 230V231H21ZM71 230V231H70ZM146 230V231H145ZM150 233H148V231ZM161 230V231H160ZM168 230V231H167ZM207 230V231H206ZM214 230H217V231H214ZM221 232H220V231ZM227 230V231H226ZM233 230V234L231 233ZM242 230V231H241ZM16 231V232H14ZM153 231L155 232L153 234ZM160 231V232H159ZM164 231V232H163ZM193 231V232H192ZM213 231V233H212ZM223 231V232H222ZM238 231V234L235 233V232ZM249 233H248V232ZM20 235H16V234H19ZM25 235H23L24 233ZM35 232V233H34ZM162 232V233H161ZM165 232L166 234L170 233L172 235V237L168 234V235H165ZM220 232V233H218ZM230 232V237L228 235V233ZM245 232V234H244ZM164 233V234H163ZM197 233V234H196ZM212 235H210V234ZM216 233L217 236H214ZM240 233V234H239ZM243 233V234H242ZM247 233V234H246ZM153 234V235H152ZM156 234V236H155ZM191 234V235H190ZM196 234V235H195ZM193 235V236H192ZM195 235V236H194ZM210 235V236H209ZM225 235V236H224ZM233 238H231L232 236ZM235 235V236H234ZM237 235L239 237H237ZM245 235V236H244ZM24 236V237H23ZM45 236H49L48 234H45ZM165 236H167L168 238H166ZM26 237V238H25ZM29 237V238H28ZM195 237V238H193ZM197 237V238H196ZM209 237H211L209 239ZM213 237V238H212ZM220 237V238H219ZM236 237V239H235ZM28 238V239H27ZM33 238V239H32ZM160 238V240H159ZM207 238V239H206ZM225 238V239H224ZM232 239L234 242L233 244L232 243V240H229V239ZM23 239V240H22ZM155 239V241H154ZM193 239H195V241L198 243L200 241L206 243L207 244L205 245V243L203 244L201 242L198 243V244H195L196 242L193 241ZM207 241H206V240ZM220 240V244L217 246H215V244L217 245L219 240ZM222 239V240H221ZM223 239L225 242H223ZM172 240V241H171ZM209 240V241H208ZM214 240V241H213ZM218 240V242L216 243V241ZM238 242H237V241ZM154 241V242H153ZM169 241V242H168ZM171 241V242H170ZM222 241V242H221ZM229 241V242H228ZM231 241V243H230ZM3 242V243H1ZM78 242H81L80 238L78 239ZM215 242V243H214ZM160 245H159V244ZM214 243V244H213ZM224 243V244H223ZM229 243V245H228ZM0 251L3 252L0 253L2 254V259H4L5 263L6 264H11L13 261L12 264H19L20 263V256L17 255L16 253H13L14 251L12 249H10L8 247V245L5 243L4 239L0 237ZM172 244V245H170ZM195 244V245H194ZM222 244V245H221ZM235 244V245H234ZM168 245V246H167ZM223 246V248L221 246ZM232 245V246H231ZM241 245V246H240ZM7 246V248H6ZM161 246V247H160ZM208 246L214 250L212 252V250H210V248H208ZM220 246V247H219ZM227 246V247H226ZM229 246V248H228ZM231 246V247H230ZM233 246H235V248H233ZM160 247V248H158ZM197 247V248H195ZM216 247V248H214ZM238 247H241L240 249ZM174 248V249H172ZM202 252H201V249ZM219 248H222L219 249ZM226 248V249H225ZM232 248V249H231ZM4 249V251H3ZM7 249V250H6ZM10 249V250H9ZM198 249V250H197ZM200 249V250H199ZM216 249V250H215ZM217 249L223 251H219L221 253H218ZM225 251H224V250ZM235 249V250H234ZM236 249H239L236 250ZM177 250V252H176ZM196 250V251H195ZM230 250V251H228ZM160 251V252H159ZM163 251H164V254H163ZM172 251V252H171ZM217 251V252H216ZM227 251V252H226ZM232 251V252H231ZM235 251V253H234ZM236 251H238L236 253ZM12 252V253H10ZM231 252V253H230ZM169 253V254H168ZM174 253V254H173ZM197 254V256L195 254ZM202 253H205V255L203 256H206V257H201L200 254ZM224 253V254H223ZM233 253V254H232ZM154 254V255H156ZM163 254V255H162ZM173 254V256H172ZM194 254V255H193ZM232 254V256L234 255V257L232 258V256L230 255ZM236 254L238 257H236ZM7 255V256H6ZM13 255V256H12ZM175 255V256H174ZM10 256V257H9ZM15 256V257H14ZM157 256V255H156ZM159 256V257H160ZM225 256V258H224ZM17 257V258H16ZM198 257V258H197ZM10 258V259H9ZM234 260H232V259ZM236 258V259H235ZM240 258V259H238ZM242 258V259H241ZM12 259V260H11ZM193 259V258H192ZM200 259V260H199ZM224 259V260H223ZM229 259V260H228ZM18 260V261H17ZM165 261L166 263L165 264H173L171 261L170 263L168 261ZM199 260V261H197ZM207 260V262H206ZM229 262H228V261ZM11 261V263H9ZM164 262V261H162ZM244 262V263H243ZM238 263V264H239Z\"/></svg>","mask_w":264,"mask_h":264},{"label":"bare ground","instance_id":"2","mask_svg":"<svg viewBox=\"0 0 264 264\" xmlns=\"http://www.w3.org/2000/svg\"><path fill=\"white\" fill-rule=\"evenodd\" d=\"M1 1V0H0ZM6 1V0H5ZM9 1V0H8ZM49 1V0H48ZM59 1H61V0H59ZM63 1V0H62ZM72 1V0H71ZM97 1V0H96ZM100 1H102V0H100ZM100 1H97V3H100L101 4V2ZM104 1V0H103ZM106 2H107V4H108V7H111V9L112 10H114V12L116 11V13H115V15L116 14H119L120 16L118 17V18H120V17H123V18H126L127 20L128 19H131L132 21L133 20H136V18H138V15L140 14L139 13V8H141V7H138V6H141V5H138V3L136 4L135 2H131V1H128V0H105ZM104 1V2H105ZM134 1V0H133ZM142 2H143V0H141ZM146 1V0H145ZM148 1V0H147ZM146 1V2H147ZM152 1V0H151ZM160 1V0H159ZM162 1V0H161ZM165 1V0H164ZM169 1V0H168ZM216 1V0H215ZM56 2V1H55ZM67 2H69V1H67ZM82 2V1H81ZM85 2V1H84ZM105 2V3H106ZM141 2V3H142ZM4 3V2H3ZM6 3V2H5ZM49 3V2H48ZM52 3V2H51ZM57 3V2H56ZM59 3V2H58ZM143 3H145V2H143ZM176 3V2H175ZM216 3H217V5H219V7L221 8V10L226 14V16L225 15H223V13H218L220 16H222L223 18H224V20L227 22V24H230V26L231 25H233V28H234V30H233V34H232V37L230 38V40H227V39H225V40H227V41H229V43H230V45H229V47H225L226 49L227 48H229V50H230V52H231V54H232V58H230L231 60H230V62H232V61H234V62H237L239 65L237 66V67H233V66H231V67H228V69H227V73H225V75L227 74V77L226 78H220V76L219 75H217V76H215V77H213V79H212V83L214 84V86H216V89L218 90V89H220L221 91H222V94H219L218 93V95H214L215 93H213V90H212V92L211 91H209V89L208 88H203V89H196L194 86H193V78H194V76H192L191 75V73H189L186 69H183V67L180 65V59L182 58L181 57V55H183V53H184V51L186 50V48L188 47H186V45H187V42L190 40V39H194L195 41V43H196V45L195 46H198V47H200L201 48V50L202 49H204V50H212V49H214L215 48V41H219V40H215L214 42H212L211 41V39H207V38H204L203 37V39H205V40H203V39H201L202 37H201V34H202V28L204 27L205 28V26L203 25V24H199V25H197V23H195V21L193 22V20L191 19V20H188V21H186L184 24H181V23H179V24H181V25H183L182 27V31H181V36H182V38L184 39V42H182L183 44L184 43H186V45H184V46H182V45H175L174 47H173V49H172V55H171V58H167V59H165L164 58V56L162 57V55L160 56V54L158 55L157 54V56H154V58L151 60V62H150V64L147 66L148 68H146V70H144L143 68L141 69V64L139 65H137V68H138V70H139V74H140V79L143 81V82H145L144 84H146L147 85V87H148V89H150L151 91H153L154 93L153 94H155V97H153V99L154 98H156L157 100H161V99H164L165 101H166V104H167V113L166 114H168V115H173V113H175L176 114V116H172V118H173V120L174 121H176L178 124H179V126H177V128H176V132L177 133H181V135H182V133L183 134H186V133H188V134H190L189 135V139H190V141L191 142H195L196 140H197V138H200L199 140H201V142L204 144V145H208V146H210V145H213L214 146V148H218V149H214L213 150V152L215 153L216 152V155H218L220 158H221V162H222V164L223 165H226L229 169L231 168V170H232V172L230 173V175L233 177V184H234V186L236 185V186H241L242 188H244L245 189V191H247L248 192V196H249V198H250V200H252L255 204H258V205H264V170H261V171H256V173H255V177L253 178L252 177V171H253V169L255 168L254 166H253V163H251L252 165H250L249 163H248V160L247 161H245V160H243L244 158V154L243 153H241L240 151L242 150L243 151V147H246V146H244L245 145V143H247V140H246V142L241 138V135L238 137V136H236L235 134H234V130H233V122H232V118L234 117V115L237 113L238 114V110H239V108H241V106H243V105H249V106H251V108H254L255 110H257V112L258 113H260V114H263L264 115V2L262 1V0H242V1H240V0H217L216 1ZM66 4V3H65ZM75 4H77V2H75ZM87 4V3H86ZM164 4H166L165 6L167 7V2H165ZM172 4V3H171ZM179 4V3H178ZM212 4V3H211ZM1 5V4H0ZM4 5V4H3ZM13 5V4H12ZM51 5V4H50ZM52 5H53V3H52ZM61 5V4H60ZM64 5V4H63ZM88 5V4H87ZM103 5V4H102ZM106 5V4H105ZM151 5H152V3H151ZM2 6V5H1ZM0 6V7H1ZM8 6V5H7ZM57 6V5H56ZM67 6V5H66ZM91 6H93V5H91ZM101 6V5H100ZM128 6H131L132 8H131V10H130V12L128 11V9H127V7ZM147 6H148V4H147ZM159 6V5H158ZM241 6L243 7L244 6V11L242 10V8H241ZM6 7V6H5ZM13 7H14V5H13ZM22 7V6H21ZM65 7V6H64ZM67 7H69V5L67 6ZM153 7V6H152ZM4 8V7H3ZM59 8V7H58ZM88 8V7H87ZM106 8V7H105ZM143 8V7H142ZM146 8H148V7H146ZM8 9H10V7L8 8ZM13 9V8H12ZM20 9V8H19ZM53 9V8H52ZM66 9H68V8H66ZM69 9H70V7H69ZM73 9V8H72ZM72 9H70V10H72ZM75 9V8H74ZM83 9V8H82ZM94 9V8H93ZM96 9V8H95ZM101 9V8H100ZM111 9L109 8V10L111 11ZM144 9V8H143ZM142 9V10H143ZM150 9V8H149ZM156 9V8H155ZM161 9V8H160ZM165 9V8H164ZM23 9L21 8V11H22ZM55 10H56V8H55ZM59 10V9H58ZM102 10V9H101ZM108 10V11H109ZM150 10H152V9H150ZM161 10H163V9H161ZM167 10V9H166ZM180 10V9H179ZM6 12H7V10H5ZM14 11H16V9H14ZM59 11H61V10H59ZM75 11V10H74ZM89 11V10H88ZM109 11V12H110ZM141 11V10H140ZM165 11V10H164ZM176 11H177V8H176ZM93 12V11H92ZM91 12V13H92ZM96 12V11H95ZM103 12H104V10H103ZM113 12V13H114ZM142 13L144 12H146V11H141ZM149 12V11H148ZM153 12V11H152ZM163 12V11H162ZM169 12H170V10H169ZM169 12H167V13H169ZM172 12V11H171ZM15 13V12H14ZM16 13H18V11H16ZM21 13V12H20ZM55 13V12H54ZM53 13V14H54ZM76 13V12H75ZM94 13V12H93ZM97 13V12H96ZM147 13V12H146ZM159 13H160V15H161V11L159 10ZM177 13H180V12H177ZM19 14V13H18ZM72 14V13H71ZM74 14V13H73ZM72 14V15H73ZM88 14V13H87ZM86 14V15H87ZM98 14V13H97ZM154 14H156V13H154ZM24 15V14H23ZM26 15H28V14H26ZM25 15V16H26ZM34 15H36V14H34ZM76 15V14H75ZM80 15V14H79ZM114 15V14H113ZM144 15V14H143ZM158 15V14H157ZM21 16L22 15H20V18H21ZM56 16V15H55ZM62 16V15H61ZM87 16H89V15H87ZM153 16V15H152ZM18 17V16H17ZM28 17H29V15H28ZM38 17H39V14H38ZM37 17V15H36V17H35V19L36 18H38ZM43 17H45V16H43ZM48 17V16H47ZM60 17V16H59ZM63 17V16H62ZM78 17V16H77ZM104 17V16H103ZM111 17V16H110ZM113 17V16H112ZM116 17H117V15H116ZM115 17V18H116ZM146 17H148V16H146ZM179 17V16H178ZM31 18V17H30ZM30 18H27L28 20L30 19ZM32 18H34V17H32ZM31 18V19H32ZM46 18V17H45ZM44 18V19H45ZM55 18V17H54ZM64 18V17H63ZM66 18V17H65ZM90 18V17H89ZM100 18V17H99ZM106 18V17H105ZM105 18L103 19V20H105ZM114 18V17H113ZM123 18H121V19H123ZM140 18H141V16H140ZM149 18V17H148ZM147 18V19H148ZM164 18V17H163ZM176 18V17H175ZM25 19H26V17H25ZM25 19H23V21L25 20ZM27 19H26V21H27ZM61 19V18H60ZM91 19V18H90ZM152 19H153V17H152ZM165 19H166V17H165ZM179 19V18H178ZM184 19V18H183ZM34 20V19H33ZM33 20H32V22H33ZM52 20V19H51ZM70 20H71V18H70ZM73 20V19H72ZM93 20V19H92ZM124 20V19H123ZM130 20V21H131ZM40 21H44V20H40ZM48 21V20H47ZM46 20H45V22H47ZM64 21V20H63ZM77 21V20H76ZM82 21H85V20H82ZM86 21H88V20H86ZM95 21V20H94ZM99 21H101V20H99ZM121 21V20H120ZM145 21V20H144ZM181 21V20H180ZM28 22V21H27ZM31 22V21H30ZM49 22V21H48ZM50 22H53L54 23V20L53 21H50ZM65 22V21H64ZM67 22V21H66ZM65 22V23H66ZM70 22V21H69ZM68 22V23H69ZM75 22V21H74ZM90 22H91V20H90ZM89 22V23H90ZM102 22V21H101ZM105 22V21H104ZM106 22H107V20H106ZM110 22V21H109ZM112 22V21H111ZM137 22H139V21H136L135 23H137ZM141 22H142V20H141ZM147 22H148V20H147ZM172 21H170V23H171ZM34 23H37V21L35 20V22ZM78 23V22H77ZM86 23V22H85ZM113 23V22H112ZM116 23V22H115ZM130 23H133V22H130ZM162 23V22H161ZM173 23H174V21H173ZM2 24H4V23H2ZM9 24H10V22H9ZM12 24V23H11ZM39 24V23H38ZM45 23L43 22L41 25H43V27H45V25H44ZM79 24V23H78ZM93 24H95V23H93ZM103 24V23H102ZM120 24V23H119ZM25 25V24H24ZM40 25V26H41ZM51 25L53 26V24L51 23ZM57 26H58V24H56ZM56 25H54V26H56ZM61 25V24H60ZM64 25V24H63ZM69 25V24H68ZM73 25V24H72ZM87 25V24H86ZM115 25V24H114ZM121 25V24H120ZM133 25V24H132ZM145 25V24H144ZM143 24H142V26H144ZM149 25V24H148ZM147 25V26H148ZM167 25V24H166ZM175 25V24H174ZM178 25V24H177ZM21 26V25H20ZM57 26H56V28H57ZM74 26V25H73ZM88 26V25H87ZM86 26V27H87ZM100 26H104V25H100ZM99 26V27H100ZM123 26V25H122ZM170 26V25H169ZM76 27H78V26H76ZM84 27V26H83ZM85 27V28H86ZM109 27V26H108ZM124 27V26H123ZM122 27V28H123ZM162 27V26H161ZM166 27V26H165ZM178 27V26H177ZM176 27V28H177ZM180 27V26H179ZM202 27V28H201ZM28 28V27H27ZM46 28L48 29L49 27H47L46 26ZM46 28L44 29V30H46ZM64 28H65V26H64ZM71 28V27H70ZM97 28H98V26H97ZM118 28V27H117ZM139 28H141V27H139ZM138 28V29H139ZM154 28V27H153ZM163 28V27H162ZM168 28H170V27H168ZM174 28V27H173ZM5 29V28H4ZM74 29V28H73ZM76 29V28H75ZM82 29V28H81ZM100 29H102V28H100ZM109 29H110V27H109ZM124 29V28H123ZM122 29V30H123ZM136 29H137V27H136ZM145 29V28H144ZM144 29H143V31H144ZM149 29V28H148ZM181 29V28H180ZM206 29V28H205ZM3 30V29H2ZM1 30V31H2ZM5 30H7V29H5ZM31 30V29H30ZM48 30H50V29H48ZM48 30H46V33H48L49 31ZM57 30H59V29H57ZM67 30V29H66ZM78 30V29H77ZM104 30V29H103ZM103 30H99L100 32L101 31H103ZM106 30H107V28H106ZM105 30V31H106ZM113 30V29H112ZM165 30V29H164ZM163 30V31H164ZM176 30V29H175ZM40 31V30H39ZM48 31V32H47ZM60 31V30H59ZM79 31V30H78ZM77 31V32H78ZM97 31V30H96ZM109 31V33H110V31L111 30H108ZM115 31V30H114ZM125 31V30H124ZM124 31H122L121 33H123ZM138 32H139V30H137ZM156 31V30H155ZM179 31V30H178ZM4 32V31H3ZM65 32V31H64ZM63 32V33H64ZM70 32V31H69ZM104 32V31H103ZM142 32V31H141ZM147 32V31H146ZM180 32V31H179ZM8 33H11V32H8ZM58 33V32H57ZM63 33H62V35H63ZM82 33V32H81ZM85 33V32H84ZM99 33V32H98ZM108 32L106 31V34H107ZM115 33V32H114ZM114 33H112V34H114ZM144 33V37H145V31L143 32ZM142 33V34H143ZM148 33V32H147ZM151 32H149V34H150ZM176 33V32H175ZM174 33V34H175ZM43 34H44V31H43ZM50 34H52V33H50ZM73 34V33H72ZM79 34V33H78ZM86 34V33H85ZM120 33H118V35H119ZM125 34V33H124ZM123 34V35H124ZM153 34V33H152ZM165 34V33H164ZM180 34V33H179ZM5 35V34H4ZM19 35V34H18ZM57 35V34H56ZM58 35H60V33L58 34ZM57 35V36H58ZM81 34H79V36H80ZM93 35V34H92ZM101 35V34H100ZM103 35V34H102ZM108 35V34H107ZM169 35V34H168ZM171 35H172V33H171ZM230 35V34H229ZM6 36V35H5ZM9 36V35H8ZM55 36V35H54ZM56 36V37H57ZM64 36H65V33H64ZM67 36L68 35H66V38H67ZM71 36V35H70ZM97 36V35H96ZM121 36V35H120ZM128 36V35H127ZM142 35H140V37H141ZM149 36V35H148ZM231 36V35H230ZM1 37V36H0ZM3 37V36H2ZM37 37V36H36ZM45 37V36H44ZM83 37V36H82ZM101 37V36H100ZM105 37V36H104ZM112 37V36H111ZM116 37H117V35H116ZM125 37V36H124ZM123 37V38H124ZM136 37V36H135ZM143 36H142V40H143V38H144ZM176 37V36H175ZM178 37V36H177ZM27 38V37H26ZM59 39H60V37H58ZM63 38L65 39V37H62L61 39L63 40ZM94 38V37H93ZM118 38V37H117ZM116 38V39H117ZM127 38V37H126ZM147 38V37H146ZM164 38V37H163ZM162 38V39H163ZM210 38V37H209ZM229 38V37H228ZM50 39V38H49ZM61 39H60V41H61ZM80 39V38H79ZM96 40H97V38H95ZM101 39V38H100ZM111 38L109 37V40H110ZM150 46L152 47V50L154 51H156L157 50V52H159V50H160V48L162 47H160L159 46V42H158V40L157 39H155V35H150ZM174 39V38H173ZM180 39V38H179ZM207 39V40H206ZM16 40V39H15ZM21 40V39H20ZM34 40V39H33ZM45 40V39H44ZM128 40V39H127ZM141 40V39H140ZM181 40V39H180ZM210 40V41H209ZM221 40V39H220ZM224 39H222L221 41H223ZM14 41V40H13ZM32 41V40H31ZM42 41V40H41ZM68 41V40H67ZM66 41V43H70V41H68L67 42ZM85 42H86V40H84ZM95 41V40H94ZM99 41V40H98ZM97 41V42H98ZM102 41H103V39H102ZM119 41V40H118ZM121 41V40H120ZM165 41V40H164ZM167 41H169V40H167ZM24 42H25V40H24ZM37 42V41H36ZM46 42V41H45ZM48 42V41H47ZM47 42H46V45H47ZM49 42H52V41H50L49 40ZM55 42H56V40H55ZM57 42H59V40L57 41ZM56 42V43H57ZM108 42H110V41H108ZM125 42H126V39H125ZM131 42V41H130ZM180 42V41H179ZM40 43V42H39ZM43 44H44V42H42ZM63 43V42H62ZM61 43V44H62ZM79 43V42H78ZM102 43V42H101ZM129 43V41L127 42V44ZM132 43V42H131ZM168 43V42H167ZM189 43V42H188ZM219 43V42H218ZM229 43H224L223 42V44L225 45V44H229ZM73 44V43H72ZM91 44H92V42H91ZM97 44V47H98V45H99V47H100V44H98V43H96ZM95 44V45H96ZM102 44H104V43H102ZM117 44H119V43H117ZM169 45H170V43H168ZM172 44V43H171ZM179 44V43H178ZM49 45H51V43L49 44ZM58 45V44H57ZM67 45V44H66ZM74 45V44H73ZM120 45H121V43H120ZM120 45H119V47H120ZM130 44H128V46H129ZM164 45V44H163ZM169 45H166V46H169ZM173 45V44H172ZM189 45V44H188ZM224 45H223V47H224ZM33 46V45H32ZM31 46V47H32ZM64 46V45H63ZM69 46V45H68ZM72 46V45H71ZM70 46V47H71ZM78 46V45H77ZM124 46H125V44H124ZM127 46V47H128ZM191 46V45H190ZM219 46V45H218ZM7 47V46H6ZM62 47V46H61ZM61 47H60V49H61ZM65 47V46H64ZM63 47V48H64ZM108 47V46H107ZM119 47H117V48H119ZM123 47V46H122ZM126 47V46H125ZM129 47H131V46H129ZM128 47V48H129ZM160 47V48H159ZM74 48V47H73ZM94 48V47H93ZM96 48V47H95ZM94 48V49H95ZM105 48V47H104ZM104 48H102L101 50H103ZM108 48H110V47H108ZM108 48H106V49H108ZM116 48V49H117ZM121 48V47H120ZM172 48V46L170 47V49ZM191 48V47H190ZM199 48V49H200ZM216 48H217V46H216ZM219 48V47H218ZM222 48V47H221ZM53 49H55V47L53 48ZM57 49V48H56ZM65 49H67L66 47H65ZM71 49H72V47H71ZM70 49V50H71ZM77 49V48H76ZM76 49H74V50H76ZM81 49V48H80ZM97 49H99V48H97ZM112 49V52H113V48H111ZM110 49V50H111ZM124 49V48H123ZM137 49V48H136ZM141 49V48H140ZM143 49V48H142ZM192 49H193V46H192ZM196 49V48H195ZM199 49H197L198 50V52H200L199 51ZM220 49V48H219ZM224 49V48H223ZM226 49H224L225 51H226ZM52 50V49H51ZM100 50V49H99ZM118 50V49H117ZM120 50V49H119ZM128 50H130V49H128ZM135 50V49H134ZM148 49H146V51H147ZM196 50V51H197ZM218 50V49H217ZM224 50H222V51H224ZM228 50V49H227ZM77 51V50H76ZM75 51V52H76ZM106 51V50H105ZM108 51V50H107ZM107 51H106V54H108L107 53ZM132 51V50H131ZM189 51V50H188ZM187 51V52H188ZM192 51H194V50H192ZM215 51H216V49H215ZM42 52V51H41ZM53 52V51H52ZM74 52V53H75ZM122 52H125L126 53V51H122ZM134 51H132V53H133ZM144 52V51H143ZM168 52V51H167ZM191 52V51H190ZM189 52V53H190ZM195 52V51H194ZM203 52V51H202ZM220 52H221V50L219 51H216V53H212V52H210L211 54H215V55H213V57L215 56V57H217V58H219V59H221L220 58ZM71 53H72V50H71ZM76 53H78V52H76ZM75 53V54H76ZM81 53V51L79 52V54L78 55H81L80 54ZM83 53V52H82ZM93 53H95V52H93ZM103 53V52H102ZM117 53H119L118 51H117ZM124 53V54H125ZM188 53V54H189ZM196 53V52H195ZM207 53V52H206ZM205 53V54H206ZM16 54V53H15ZM15 54L13 55L14 57H15ZM45 54V53H44ZM97 54V53H96ZM100 54V53H99ZM130 54V53H129ZM129 54H128V56H129ZM134 54H135V52H134ZM141 54V53H140ZM162 54H164V52L162 53ZM167 54V53H166ZM186 54V53H185ZM190 54H192V52L190 53ZM197 54V53H196ZM202 54V53H201ZM205 54H202V55H200V56H202V57H204V55ZM208 54V53H207ZM1 55V54H0ZM63 55V54H62ZM67 55V54H66ZM69 55H71V54H69ZM77 55V54H76ZM84 55V54H83ZM93 55V54H92ZM92 55H90V56H92ZM121 55H123V53L121 54ZM131 55V54H130ZM150 55V54H149ZM193 55V54H192ZM222 55V54H221ZM228 55H230V53L228 54ZM47 56V55H46ZM74 56V55H73ZM86 56V55H85ZM88 56V55H87ZM111 56H113V55H111ZM125 56H126V54H125ZM143 56V55H142ZM148 56V55H147ZM185 56H187V55H185ZM189 56V55H188ZM194 56V55H193ZM195 56H197V55H195ZM13 57V58H14ZM69 57V56H68ZM79 57V56H78ZM119 57H120V55H119ZM118 57V58H119ZM133 57H135V56H133ZM198 57H199V55H198ZM198 57H196V58H198ZM1 58V57H0ZM12 58V59H13ZM16 58H18L17 56H16ZM48 58H50V57H48ZM51 58H52V56H51ZM56 58V57H55ZM64 58V57H63ZM65 58H66V56H65ZM71 58H73L72 56H71ZM74 58H77V57H74ZM84 58V57H83ZM100 58V57H99ZM112 58V57H111ZM125 58V57H124ZM128 58H130V60H132L131 59V56H129ZM142 58H144V57H142ZM150 58V57H149ZM148 58V59H149ZM191 59H193L192 57H190ZM200 58V57H199ZM205 58H207V57H205ZM208 58H210L209 56H208ZM211 58H212V55H211ZM228 58V57H227ZM9 59V58H8ZM15 59V58H14ZM13 59V60H14ZM19 60H20V58H18ZM24 59H26V57L24 58ZM60 59V58H59ZM94 59V58H93ZM98 59V58H97ZM127 59V58H126ZM134 59H136V58H134ZM215 59V58H214ZM223 59H224V55H223ZM225 59H226V55H225ZM0 60H3V59H0ZM77 59H74V61H76ZM78 60H79V58H78ZM85 60V59H84ZM100 60V59H99ZM137 60V59H136ZM147 60V59H146ZM182 60V59H181ZM183 60H184V58H183ZM203 60H205V59H203ZM203 60H202V63H203ZM210 60V59H209ZM60 61V60H59ZM81 61H82V63H81ZM81 61H79L81 64H83V60H81ZM86 62L88 61V60H85ZM94 61V60H93ZM112 61V60H111ZM129 61V60H128ZM214 61H216V60H214ZM222 61V60H221ZM24 62V61H23ZM27 62V61H26ZM67 62V61H66ZM88 62H91V61H88ZM97 63H98V61H96ZM120 62V61H119ZM122 62H124V61H122ZM137 62H139V61H137ZM136 62V63H137ZM147 62V61H146ZM187 62V61H186ZM197 62V61H196ZM208 62V61H207ZM206 61L204 62V64L205 63H207ZM211 62H213V60L212 61H210V62H208L209 64L211 63ZM28 63V62H27ZM32 63V62H31ZM74 63V62H73ZM85 63V62H84ZM92 63V62H91ZM96 63V64H97ZM113 63H114V61H113ZM50 64V63H49ZM125 64V63H124ZM128 64H130V63H128ZM132 64V63H131ZM212 64V63H211ZM213 64H215V63H213ZM219 64H221V62H219ZM5 65V64H4ZM22 65H24V64H22ZM34 65V64H33ZM79 65V64H78ZM89 65V64H88ZM105 65V64H104ZM199 65V64H198ZM206 65V64H205ZM217 65V64H216ZM28 66V65H27ZM82 66H84V65H82ZM81 66V67H82ZM90 66V65H89ZM99 66H101V65H99ZM139 66V67H138ZM188 66V65H187ZM220 66V65H219ZM32 67V66H31ZM86 67H88V66H86ZM103 67V66H102ZM198 67V66H197ZM207 67V66H206ZM213 67H215L214 65H213ZM35 67H33V69H34ZM42 68V67H41ZM57 68H59V67H57ZM56 68V69H57ZM76 68V67H75ZM79 68V67H78ZM83 68V67H82ZM94 68H95V66H94ZM106 68V67H105ZM128 68H130V67H128ZM203 68V67H202ZM219 68V67H218ZM225 68H226V66H225ZM40 69V68H39ZM91 69V68H90ZM96 69V71L98 70L97 68H95ZM99 69H100V67H99ZM104 68H101V71L103 70ZM123 69V68H122ZM198 69H200V68H198ZM209 69H211V68H209L208 67V70ZM42 70V69H41ZM44 70V69H43ZM48 70V69H47ZM51 70V69H50ZM77 70H79V69H77ZM88 70H89V68H88ZM104 70H106L107 71V69H104ZM117 70V69H116ZM201 70V69H200ZM200 70H197V71H200ZM218 70V69H217ZM10 71H12L13 72V76L11 77V76H9L8 75V73L10 72ZM58 71V70H57ZM95 71V70H94ZM99 71V70H98ZM106 71H105V73H106ZM122 71V70H121ZM120 71V72H121ZM192 71V70H191ZM45 72V71H44ZM46 72H48V71H46ZM45 72V73H46ZM51 72V71H50ZM54 72V71H53ZM80 72V71H79ZM88 72V71H87ZM116 72V71H115ZM118 72V71H117ZM126 72V71H125ZM201 72V71H200ZM57 73V72H56ZM58 73H60L61 74V72H58ZM91 73V72H90ZM89 73V74H90ZM95 73V72H94ZM98 73V72H97ZM119 73V72H118ZM118 73L116 74L118 77H119V75H118ZM122 73V72H121ZM129 73V72H128ZM132 73V72H131ZM130 73V74H131ZM215 73V72H214ZM217 73H219V74H221L222 76H223V74H222V71H221V73L220 72H217ZM216 73V74H217ZM22 74H28V76H30L31 78H32V76H31V74H32V72L30 71V70H26V71H23V70H21L18 66H15V65H12V63H11V66H3V65H0V77H3V81L0 83V90L2 91V92H4V93H8V83H11V84H15L16 85V78H15V76H21ZM50 74V73H49ZM48 74V75H49ZM54 74V73H53ZM52 74V75H53ZM63 74V73H62ZM61 74V75H62ZM102 74H104V72L102 73ZM109 75H111V73L109 72L108 73ZM108 74H106V76H108ZM202 74V73H201ZM204 74V73H203ZM210 74V73H209ZM215 74V75H216ZM6 75H8V76H6ZM47 75V74H46ZM64 75V74H63ZM81 75V74H80ZM98 75H100V77H101V73L100 74H98ZM126 75V74H125ZM133 75V74H132ZM198 75H200V74H198ZM211 75V74H210ZM25 76V75H24ZM59 76V75H58ZM91 76V75H90ZM103 77L105 76V75H102ZM120 76H121V74H120ZM201 76V75H200ZM22 77V76H21ZM39 77V76H38ZM50 77V76H49ZM63 76H61V78H62ZM69 77V76H68ZM112 77V76H111ZM114 77H115V75H114ZM24 78H26V77H24ZM66 77H64V79H65ZM77 78V77H76ZM120 78V77H119ZM125 77H123V79H124ZM131 78L132 77H129V79L131 80ZM133 78H135L134 76H133ZM132 78V79H133ZM196 78V77H195ZM194 78V79H195ZM201 78V77H200ZM199 78V79H200ZM84 79V78H83ZM112 79V78H111ZM205 79V78H204ZM24 80V79H23ZM115 80H116V78H115ZM135 80V79H134ZM200 80H202V79H200ZM67 81V80H66ZM85 81V80H84ZM137 81V80H136ZM40 82V81H39ZM43 82V81H42ZM49 82V81H48ZM55 82H57V81H55ZM69 82V81H68ZM120 82H121V80H120ZM128 82V81H127ZM131 82H133V80H131ZM207 82V81H206ZM206 82H204V85L206 84ZM209 82V81H208ZM19 83V82H18ZM51 83V82H50ZM87 83V82H86ZM96 83H97V81H96ZM137 83V82H136ZM54 84V83H53ZM63 84V83H62ZM115 84V83H114ZM22 85V84H21ZM20 85V86H21ZM29 85V84H28ZM56 85H57V83H56ZM63 85H66V87L68 86H72V85H67V84H63ZM87 85H88V83H87ZM122 85V84H121ZM22 86H24V85H22ZM60 86V85H59ZM74 86H76V85H74ZM136 86V85H135ZM208 86V85H207ZM14 87H16V86H14ZM39 87V86H38ZM40 87H42V86H40ZM68 87H67V89H68ZM120 87V86H119ZM122 87H124L123 85H122ZM129 87V86H128ZM144 87V86H143ZM203 87V86H202ZM17 88V87H16ZM58 88V87H57ZM71 88V87H70ZM75 88H77V87H75ZM75 88H73V90L75 89ZM82 88V87H81ZM91 88H94V87H91ZM133 88H134V86H133ZM61 89H62V87H61ZM102 89H103V86H102ZM59 90V89H58ZM88 90V89H87ZM93 90H95V89H93ZM108 90V92H109V89H107ZM134 90V89H133ZM149 90V91H150ZM48 91V90H47ZM50 91V90H49ZM55 91V90H54ZM78 91H80V90H78ZM105 91V90H104ZM150 91V92H151ZM216 91V90H215ZM214 91V92H215ZM14 92V91H13ZM62 92H64V91H62ZM66 92H67V90H66ZM72 92H74V91H72ZM107 92V93H108ZM16 93V92H15ZM51 93H53L54 94V92H51ZM78 93H80V92H78ZM100 93V92H99ZM111 93V92H110ZM117 93V92H116ZM133 93V92H132ZM50 94V93H49ZM70 94H72V93H70ZM69 94V95H70ZM82 93H80V95H81ZM89 94H91V93H89ZM115 94V93H114ZM113 94V95H114ZM145 94V93H144ZM5 95V94H4ZM59 95V94H58ZM73 95V94H72ZM75 95H76V93H75ZM72 96V97H76V98H78L77 96ZM94 95V94H93ZM100 95H102V93L100 94ZM117 95V94H116ZM116 95H115V98H116ZM119 95V94H118ZM141 95V94H140ZM149 95V94H148ZM150 95H152L151 93H150ZM21 96L23 97V98H26L27 97V95L26 94H24V93H22L21 92ZM98 96V95H97ZM120 96V95H119ZM145 96V95H144ZM59 97H60V95H59ZM64 97V96H63ZM68 97V96H67ZM84 97V96H83ZM86 97V96H85ZM118 97V96H117ZM121 97V96H120ZM119 97V98H120ZM148 97H150V96H148ZM11 98V97H10ZM16 98V97H15ZM49 98H51V97H49ZM56 98H57V94H56ZM75 98V99H76ZM95 98V97H94ZM147 98V97H146ZM150 98H152V97H150ZM150 98H148L149 99V101L151 100ZM1 99L2 100H6V97H1ZM13 99H14V97H13ZM60 99V98H59ZM62 99V98H61ZM60 99V100H61ZM78 99H80V98H78ZM97 99V98H96ZM123 99V98H122ZM139 99V98H138ZM1 100V101H2ZM11 100V99H10ZM101 100V99H100ZM114 100V99H113ZM128 100V99H127ZM0 101V102H1ZM66 101H67V99H66ZM68 101H69V98H68ZM121 101V100H120ZM124 101V100H123ZM129 101V100H128ZM154 101V100H153ZM3 102V101H2ZM6 102V101H5ZM39 102L40 103H46L47 105H48V108H50V110H51V114H52V118H51V124H50V130L47 132L45 129V127H43V128H45L44 130L47 132V134L49 135L48 137H46V135H44L45 134V131L42 129V128H40L41 130H43V133H41V134H43V135H40V134H38L36 131L34 132V130L30 127L31 126V124L30 123H28V124H30V125H28V127L26 126V127H18L17 125H15V124H13V122H8V123H3V124H1V129L2 130H9L10 128H12V131H13V133H14V135L15 134H17V129H18V131H20L21 132V136H20V138H15V137H11L13 134H12V132H10V134H11V136H4V135H2V136H4L5 138H4V141H5V139L6 138H9V140H15V141H17L19 144H20V147H21V149H22V151H23V156L25 155L26 157H27V159L29 160H23V158H22V160H23V162H21V161H19V162H21V164H22V166H21V169H17V167H16V169L17 170H15L14 168H12L11 167V165L6 161V160H0V188H4L5 190H7V191H10V192H14L15 193V195L18 197H20L21 199H23V200H25L26 201V203H29L28 205L30 206V209H29V211H28V213H27V215H26V218H25V220L21 217V218H18L17 220H16V223H18V225L20 224H22L24 221H31V222H33L32 223V226H33V230L34 231H36V234H37V232H38V234H40V232H43L44 233V237H43V235H41L40 236V242H39V246L38 247H36V248H34V247H30V246H27V245H25V244H23V241L21 242V240H20V238L21 237H19V239H18V237H15L12 233H11V231H10V229H9V226H8V224L11 222V215H9L7 212H5L3 209V211H1L0 210V237L1 238H3L4 239V241H5V243L8 245V247L10 248V249H12L14 252L13 253H16L17 255H19L20 256V263L19 264H165L166 262V260L168 259L167 257H169V256H160V255H158V254H156V248L155 247H157L158 245H157V243L156 242H154L155 241V239H154V244H156L155 246L153 245V243H152V240L151 239H153V238H151L152 236H151V234H150V236L149 235H147V234H145V233H143L140 229H139V226L138 225H140V224H142V223H140V224H137L136 222H134L133 224H131L130 226L128 225V223H127V213L128 212H125V209H124V205H123V203L124 202H122V200L119 198V196H117V195H120V194H118V192L116 191L115 192V189L111 186V185H109V181H107V173H105L103 170H101L100 168H93V169H90V170H88V173L90 174V172H91V174H92V178H91V180H89V181H82V182H80L78 185H74L73 183H72V180H71V173H70V163H69V161L66 159L67 157H65L64 155H63V145L64 144H62V142L60 143L59 141L58 142H55L54 141V139L52 140V136L54 135V134H57V133H68V134H70L71 136H73V138H74V142L75 143H78L79 142V140H78V138H76L75 136H76V130H77V128H78V124L80 123H78V120H77V118H75V117H73L70 113H69V111L66 109V108H64V107H59V106H57V105H55V103H53L52 101H49V99L47 100V97H46V95H44V96H42L41 97V99L39 100ZM102 102V101H101ZM104 102V101H103ZM110 102H111V100H110ZM126 102V101H125ZM143 102V101H142ZM155 102H156V100H155ZM159 102H161L162 103V101H158L157 103H159ZM57 103V102H56ZM93 103V102H92ZM118 103V102H117ZM120 103V102H119ZM149 103V102H148ZM147 103V101H146V104H148ZM160 103V104H161ZM67 104V103H66ZM84 105H85V103H83ZM90 104V103H89ZM95 104V103H94ZM125 104V103H124ZM124 104H123V106H124ZM128 104H130V103H128ZM145 104V105H146ZM166 104H164V105H166ZM27 105V104H26ZM120 105V104H119ZM131 105V104H130ZM155 105H156V103H155ZM5 106V105H4ZM105 106V105H104ZM20 107V106H19ZM71 107H73V105L71 106ZM75 107V106H74ZM87 107H89V106H87ZM86 107V108H87ZM108 107H109V105H108ZM113 106H111V108H112ZM134 107V106H133ZM159 107V106H158ZM93 108H95V107H93ZM124 108H125V106H124ZM127 108H128V106H127ZM161 108V107H160ZM249 107H246V108H242L241 110V112L242 113H244L247 109H248ZM20 109V108H19ZM18 109V110H19ZM89 109V108H88ZM156 109V108H155ZM32 110H34V109H32ZM86 110V109H85ZM84 110V111H85ZM90 110V109H89ZM147 110V109H146ZM145 110V111H146ZM161 110V109H160ZM71 111V110H70ZM74 111V110H73ZM96 111V110H95ZM120 111V110H119ZM127 111H129V110H127ZM240 111V110H239ZM244 111V112H243ZM43 112L45 113L46 111L45 110H43ZM110 112V111H109ZM121 112V111H120ZM119 112V113H120ZM129 112H131V111H129ZM128 112V113H129ZM147 112V111H146ZM163 112V111H162ZM18 113V112H17ZM127 113V112H126ZM127 113V114H128ZM149 113V112H148ZM20 114V113H19ZM46 114V113H45ZM85 114V113H84ZM108 114V113H107ZM130 114V113H129ZM137 114H138V111H137ZM136 114V115H137ZM159 114V113H158ZM163 114V113H162ZM41 115H43V114H41ZM116 115V114H115ZM161 115V114H160ZM19 116H21V115H19ZM44 116V115H43ZM85 116H87V115H85ZM93 116V115H92ZM99 116V115H98ZM111 116V115H110ZM117 116V115H116ZM128 116H130V115H128ZM236 116V115H235ZM23 117V116H22ZM30 117V116H29ZM103 117V116H102ZM106 117H108V115L106 116ZM131 117V116H130ZM139 117V116H138ZM149 117V116H148ZM170 117V116H169ZM17 118V117H16ZM27 118V117H26ZM25 118V119H26ZM31 118H33L32 116H31ZM35 118V117H34ZM33 118V119H34ZM96 118V117H95ZM94 118V119H95ZM104 118H105V116H104ZM112 118V117H111ZM111 118H109V120L111 119ZM116 118V117H115ZM162 118V117H161ZM30 119V118H29ZM137 119V118H136ZM162 119H164V118H162ZM18 120V119H17ZM89 120V119H88ZM132 120H133V117H132ZM142 122H143V120L142 119H140ZM165 120V119H164ZM172 120V119H171ZM173 120H172V122H173ZM12 121V120H11ZM32 121H34V120H32ZM31 120H30V122H32ZM80 121V120H79ZM117 121H118V119H117ZM126 121V120H125ZM125 121H123V122H125ZM136 121V120H135ZM140 121V122H141ZM157 121V120H156ZM25 122H26V120H25ZM99 122V121H98ZM110 122V121H109ZM108 122V123H109ZM112 122V121H111ZM131 122H133V121H131ZM19 123V122H18ZM102 123H104L103 121H102ZM113 123H114V121H113ZM113 123H111V124H113ZM117 123V122H116ZM137 125H138V123L137 122H135ZM134 123V124H135ZM182 123H186V124H188V125H190L191 126V130H188L187 128H185L184 126H182ZM27 124V123H26ZM105 124V123H104ZM118 124V123H117ZM116 124V125H117ZM124 124V123H123ZM127 124V123H126ZM125 124V126H127ZM170 124V123H169ZM20 125V124H19ZM34 125V124H33ZM36 125V124H35ZM96 125V123L94 124V122H93V126H95ZM98 125V124H97ZM102 124H100V126H101ZM115 125V126H116ZM92 126V127H93ZM107 128H108V126H107V121H106V125H105ZM133 126V125H132ZM134 126H136V125H134ZM187 126V125H186ZM10 127V128H9ZM34 127V126H33ZM41 127V126H40ZM97 127V126H96ZM104 127V126H103ZM110 127H112V126H110ZM122 127V126H121ZM139 127V126H138ZM148 127V126H147ZM160 127V126H159ZM9 128V129H8ZM131 128V127H130ZM141 128V127H140ZM164 128V127H163ZM172 128V127H171ZM37 129V128H36ZM39 129V128H38ZM94 129H96V128H94ZM103 129V128H102ZM139 129V128H138ZM144 129V128H143ZM236 129V128H235ZM101 130V129H100ZM112 131H113V129H111ZM130 130V129H129ZM128 130V131H129ZM132 130V129H131ZM140 131H141V129H139ZM148 130V129H147ZM147 130H144L145 132H143V133H146V131ZM151 130H154V129H151ZM173 130V129H172ZM38 131H40V130H38ZM97 131V130H96ZM99 131V130H98ZM97 131V132H98ZM105 132H106V130H104ZM120 131H122V130H120ZM124 131V130H123ZM150 131V130H149ZM149 131H147V132H149ZM154 131H156V130H154ZM164 131V130H163ZM175 131V130H174ZM42 132V131H41ZM101 132V131H100ZM108 132V131H107ZM110 132V131H109ZM108 132V133H109ZM116 132V131H115ZM118 132V131H117ZM126 132V131H125ZM138 132V131H137ZM239 133V131H237V129H236V133ZM80 133H81V131H80ZM139 133V132H138ZM137 133V135L138 136H140L139 134ZM169 133V132H168ZM3 134V133H2ZM7 134H9V133H7ZM79 134V133H78ZM99 134H101V133H99ZM117 133H115L114 135H116ZM122 134V133H121ZM131 134H133V131H132V133ZM141 134V133H140ZM150 134V133H149ZM187 134V135H188ZM242 134V133H241ZM88 135V134H87ZM105 135V134H104ZM108 135H110V134H108ZM136 135V134H135ZM135 135H133V136H135ZM147 135V134H146ZM151 135V134H150ZM163 135V134H162ZM165 135V134H164ZM17 136V135H16ZM103 136V135H102ZM111 136L113 137V135L111 134ZM130 136V135H129ZM145 136V135H144ZM153 136V135H152ZM167 136V135H166ZM185 136V135H184ZM264 136V135H263ZM18 137H19V135H18ZM95 137V136H94ZM100 137V136H99ZM136 137V136H135ZM142 137V136H141ZM141 137H138L139 139L141 138ZM157 137V136H156ZM161 137V136H160ZM178 137V136H177ZM188 137V136H187ZM90 138V137H89ZM148 138V137H147ZM152 138H154V137H152ZM164 138V137H163ZM167 138V137H166ZM171 138V137H170ZM179 138H181V136L180 137H178V140H179ZM186 138V137H185ZM100 139V138H99ZM113 139H114V137H113ZM127 140H128V138H126ZM134 139V138H133ZM143 139V138H142ZM154 139H156V138H154ZM153 139V140H154ZM169 139V138H168ZM183 139V138H182ZM261 139V138H260ZM259 139V140H260ZM7 140V139H6ZM91 140V139H90ZM130 140V139H129ZM136 140H137V138H136ZM163 140V139H162ZM166 140V139H165ZM170 140V139H169ZM175 140V139H174ZM177 140V141H178ZM263 140V139H262ZM8 141V140H7ZM108 141V140H107ZM111 141H113V140H111ZM110 141V142H111ZM116 141H117V138H116ZM155 141H157V140H155ZM187 141L189 142V140L187 139ZM148 142V141H147ZM172 142V141H171ZM181 143L183 142V144H184V141H180ZM200 142V141H199ZM1 143V142H0ZM108 143V142H107ZM112 143H114V142H112ZM162 143V142H161ZM170 143V142H169ZM250 143V142H249ZM248 143V144H249ZM117 144V143H116ZM121 144V143H120ZM126 144V146H127V144L128 143H125ZM149 145H150V143H148ZM165 144V143H164ZM163 144V145H164ZM172 144V143H171ZM170 144V145H171ZM175 144V143H174ZM177 144H178V142H177ZM180 144V143H179ZM189 145H190V142L188 143ZM192 144V143H191ZM200 144V143H199ZM258 144H260V143H258ZM2 145V144H1ZM16 145V144H15ZM94 145V144H93ZM97 145V144H96ZM99 145V144H98ZM114 145V144H113ZM112 145V146H113ZM118 146H119V144H117ZM129 145V144H128ZM131 145V144H130ZM129 145V147H132V150L134 151V150H137V151H135V152H138L144 159H147L148 157H149V155L147 154V149H146V147H145V145H144V143H143V140H139V143H138V145H137V147H136V149H133V145L132 146H130ZM148 145V146H149ZM170 145H168L169 147H170ZM186 145V144H185ZM251 145V144H250ZM6 146V145H5ZM5 146L4 147H2L3 149L5 148ZM13 146V145H12ZM111 146V145H110ZM109 146V147H110ZM114 146H116V145H114ZM121 146V145H120ZM167 146V145H166ZM167 146V147H168ZM180 146V148H181V145H179ZM187 146L188 145H186V148H187ZM192 146V145H191ZM191 146H190V148H191ZM9 147V146H8ZM97 147V146H96ZM150 147H153V146H150ZM159 147V146H158ZM171 147H173V146H171ZM182 147H184L183 145H182ZM255 147V146H254ZM1 148V147H0ZM2 148L0 149V150H2ZM105 148H108V147H105ZM122 148V147H121ZM179 148V147H178ZM193 148V147H192ZM258 148V147H257ZM104 149V148H103ZM108 149H111V148H108ZM128 149H131V148H128ZM171 149H173V148H171ZM199 149V148H198ZM229 149H231V152L233 151V153L231 154V156H227L228 155V151H227V153H225L226 151L225 150H229ZM234 149H238V151H235ZM7 150H8V148H7ZM7 150H3L4 152H6ZM16 150V149H15ZM20 150V149H19ZM58 150L59 151V153H55L56 151ZM65 150V149H64ZM88 150H90V149H88ZM94 150V149H93ZM131 150V151H132ZM159 150V149H158ZM168 152H169V150L168 149H166ZM175 151H176V149H174ZM186 150V149H185ZM190 150V149H189ZM205 150V149H204ZM247 150V149H246ZM3 151H1V154L3 153ZM55 151V152H54ZM111 151V150H110ZM174 151V152H175ZM191 151H192V153H193V149H191ZM222 151H225L224 152V154H222ZM258 151H260V150H258ZM257 151V152H258ZM262 151H263V149H262ZM8 152V154H10L9 153V151H7ZM13 153H14V151H12ZM67 152H70V151H68L67 150ZM112 152V151H111ZM123 152V151H122ZM159 152V151H158ZM166 152V151H165ZM256 152V153H257ZM64 153H66V151L64 152ZM71 153V152H70ZM72 153H73V150H72ZM83 153H84V155H87V156H89L90 157V153H91V151H90V153H88L86 150H84L83 151ZM162 153V152H161ZM160 153V154H161ZM164 153V152H163ZM185 153H186V151H185ZM192 153H191V157H192ZM196 153V152H195ZM12 154V153H11ZM74 154V153H73ZM72 154V155H73ZM102 154V153H101ZM106 154V153H105ZM113 154V153H112ZM111 154V155H112ZM116 154V153H115ZM126 154V153H125ZM124 154V155H125ZM155 154H157V153H155ZM180 154V153H179ZM206 154H208V153H206ZM225 154H227V155H225ZM255 154V153H254ZM254 154H253V156H254ZM6 155V154H5ZM19 155V154H18ZM17 155V156H18ZM66 155H67V153H66ZM71 155V154H70ZM75 155V154H74ZM73 155V156H74ZM92 155V154H91ZM94 155H95V153H94ZM93 155V156H94ZM107 155V154H106ZM105 155V156H106ZM122 155V154H121ZM127 155H129V153L127 154ZM140 155H137V156H140ZM163 155V154H162ZM166 155V154H165ZM171 155V154H170ZM176 155V154H175ZM178 155V154H177ZM182 155V154H181ZM187 155H189V154H187ZM195 155H197V154H195ZM256 155V154H255ZM7 156V155H6ZM11 156V155H10ZM15 156V155H14ZM22 156V155H21ZM21 156H20V158H21ZM72 156V157H73ZM151 156V155H150ZM157 156V155H156ZM160 156V155H159ZM158 156V157H159ZM184 156V155H183ZM206 156V155H205ZM260 156H262V154L260 155ZM7 157H9V156H7ZM94 157H96V156H94ZM93 157V158H94ZM101 157V156H100ZM107 157V156H106ZM106 157H101L100 158V160H101V162H104V164H106ZM133 157V156H132ZM132 157H130V158H132ZM168 157V156H167ZM190 157V158H191ZM255 157V156H254ZM264 157V156H263ZM10 158V157H9ZM11 158H13V156L11 157ZM19 158V157H18ZM79 158V157H78ZM108 158V157H107ZM154 158V157H153ZM152 156H151V160H149V162H151L152 161ZM171 157H168V159H170ZM174 158V157H173ZM179 159H181L180 157H178ZM178 158H176V159H178ZM185 158V157H184ZM193 158H194V156H193ZM204 156H203V158L202 157H200V156H198V157H196L195 156V159H194V162H196V163H198V165H199V168H202V166L204 165ZM258 158V157H257ZM257 158H256V160H257ZM16 159V158H15ZM116 159V158H115ZM138 159V158H137ZM149 159V158H148ZM148 159H147V161H148ZM155 159H156V157H155ZM160 159V158H159ZM167 159V160H168ZM172 159V158H171ZM175 159V160H176ZM189 159V158H188ZM47 160H50V161H52V163L54 164V166H50V167H52V169H54L51 173H54L55 174V176L57 177L56 178V181L54 182L53 180H52V174L50 173L49 174V172H48V169L46 168V165H47ZM70 161H71V158L69 159ZM74 160V159H73ZM72 160V161H73ZM96 160V162H97V159H95ZM99 160V161H100ZM132 160V159H131ZM154 160V159H153ZM162 160V159H161ZM160 160V161H161ZM164 160V159H163ZM260 160V159H259ZM262 160H264V159H262ZM11 161H12V159H11ZM15 161V160H14ZM74 161H76V160H74ZM81 161V160H80ZM158 161V160H157ZM165 161V160H164ZM187 160L185 159V162H186ZM192 161V160H191ZM255 161V160H254ZM118 162V161H117ZM131 162H133V161H131ZM135 162H136V160H135ZM138 162V161H137ZM142 162V161H141ZM143 162H145L144 160H143ZM154 162H155V160H154ZM169 162H171V161H168V163ZM176 162V161H175ZM188 162H189V160H188ZM250 162V161H249ZM252 162H253V160H252ZM13 163V162H12ZM14 163H16V161L14 162ZM75 163V162H74ZM73 163V164H74ZM79 163H81V162H79ZM79 163H76L75 165H80ZM99 163V162H98ZM97 163V164H98ZM177 163H178V161H177ZM181 164H178V165H182V162H180ZM192 163H193V161H192ZM256 163H258V162H256ZM260 163V165H261V162H259ZM263 163V162H262ZM20 164V163H19ZM20 164V165H21ZM86 164V163H85ZM119 164V163H118ZM136 164V163H135ZM144 164V163H143ZM152 164V163H151ZM159 164V163H158ZM157 164V166H159ZM161 164V163H160ZM165 163H163V165H164ZM173 164V163H172ZM218 164V163H217ZM13 165V164H12ZM15 165V164H14ZM14 165H13V167H14ZM19 165V166H20ZM99 165H101V164H99ZM120 165V164H119ZM139 165V164H138ZM146 165V164H145ZM156 165V164H155ZM167 165H169V164H167ZM166 165V166H167ZM178 165H177V167H178ZM189 165V164H188ZM190 165H192V164H190ZM196 165L197 164H195V167H196ZM213 165H215V164H213ZM255 165V164H254ZM264 165V164H263ZM48 167H49V165H47ZM72 166H74V165H72ZM80 166H83L82 165V163H81V165ZM121 166V165H120ZM147 166V165H146ZM152 166V165H151ZM153 166H154V164H153ZM162 166V165H161ZM258 166V165H257ZM262 166V165H261ZM49 167V168H50ZM53 167H55V168H53ZM75 167V166H74ZM73 167V168H74ZM77 167V166H76ZM84 167V166H83ZM104 167V166H103ZM129 167V166H128ZM136 167H137V165H136ZM168 167H170V165L168 166ZM183 167H185L184 165H183ZM189 167V166H188ZM187 167V168H188ZM192 167V166H191ZM217 167V166H216ZM223 167V166H222ZM254 167V168H253ZM258 167H260V166H258ZM72 168V167H71ZM90 168H92V167H90ZM107 168V167H106ZM108 168H111V167H108ZM126 168V167H125ZM139 168H140V166H139ZM147 168H148V166H147ZM146 168V169H147ZM154 169L156 168V167H153ZM153 168H152V170H153ZM159 168V167H158ZM186 168V167H185ZM194 168V167H193ZM204 168H206V167H204ZM218 168V167H217ZM262 168H264V167H262ZM88 169V168H87ZM112 169V168H111ZM111 169H109V171L111 170ZM136 169H138V168H136ZM143 169H145V168H143ZM182 169V168H181ZM189 169V168H188ZM203 169V168H202ZM228 169V170H229ZM256 169H258V168H256ZM81 170V169H80ZM83 170V169H82ZM85 170V169H84ZM105 170V169H104ZM108 170V169H107ZM112 170H114V169H112ZM126 170H128V169H126ZM157 169H155V171H156ZM162 170H164V169H162ZM171 170H172V168H171ZM191 169H189V171H190ZM199 170H201V169H199ZM218 170V169H217ZM90 171V172H89ZM116 172H117V170H115ZM114 171V172H115ZM139 171V170H138ZM140 171H141V169H140ZM147 171V170H146ZM145 171V172H146ZM150 171H151V167H150ZM154 171V170H153ZM152 171V172H153ZM169 172H170V174H171V171L170 170H168ZM182 171V170H181ZM196 171V170H195ZM83 172V171H82ZM119 172V171H118ZM117 172V173H118ZM127 172V171H126ZM151 172V173H152ZM158 171H156V173H157ZM160 172V174H161V172H163V171H159ZM174 172H175V170H174ZM187 172V171H186ZM192 172V171H191ZM194 172V171H193ZM199 173H200V171H198ZM203 172V171H202ZM201 172V173H202ZM208 172V171H207ZM229 172V171H228ZM83 173H85V172H83ZM83 173H81V174H83ZM111 173H113V172H111ZM120 173H122V172H120ZM129 173V172H128ZM143 173H144V171H143ZM148 173V172H147ZM150 173V174H151ZM166 173V172H165ZM164 173V174H165ZM195 173V172H194ZM193 173V174H194ZM197 173V172H196ZM199 173H198V175H199ZM200 173V174H201ZM224 173V172H223ZM124 174V173H123ZM130 174H132V173H130ZM149 174V175H150ZM158 174V173H157ZM181 174V173H180ZM192 174V175H193ZM116 175V174H115ZM126 175V174H125ZM133 175V174H132ZM173 175V174H172ZM183 175V174H182ZM242 175V178L240 177ZM81 176H83L84 177V175H81ZM87 176V175H86ZM133 176H135V175H133ZM158 176H160V175H158ZM157 175L156 176H154V177H158ZM162 176V175H161ZM170 176V175H169ZM168 176V178H170ZM196 176V175H195ZM74 177V176H73ZM72 177V178H73ZM83 177H81V178H83ZM88 177V176H87ZM114 177V176H113ZM118 177V176H117ZM131 177V176H130ZM136 177V176H135ZM153 177V178H154ZM165 177V176H164ZM163 177V178H164ZM183 177V176H182ZM181 177V178H182ZM204 176L202 175V178H203ZM85 178L86 177H84L83 179H81V180H85ZM89 178V177H88ZM151 178H152V176L150 175V181H151ZM163 178H162V180H163ZM167 178V177H166ZM175 178L177 179V177L175 176ZM196 178V177H195ZM252 178L253 179H255V181L254 180H252ZM74 179V178H73ZM79 179V178H78ZM110 179V178H109ZM125 179H126V177H125ZM157 179V178H156ZM159 179H160V177H159ZM185 179V178H184ZM188 179V178H187ZM210 179H211V177H210ZM114 180H116V178L114 179ZM114 180H112L113 181V184H114ZM129 180V179H128ZM153 180V179H152ZM161 180V179H160ZM189 180V179H188ZM194 180V179H193ZM200 180H201V178H200ZM199 180V181H200ZM203 180H204V178H203ZM209 180V179H208ZM208 180H204V181H206V183L208 182ZM256 180H262L263 181V183H261V182H257ZM79 181V180H78ZM127 181V180H126ZM154 181V180H153ZM152 181V182H153ZM155 181H157V180H155ZM165 181V180H164ZM181 181V180H180ZM182 181H184L183 179H182ZM190 181V180H189ZM188 181V182H189ZM196 181V180H195ZM214 181V180H213ZM50 182H52V186L50 185V188H49V191H46L44 188H43V186L44 185H47L48 183H50ZM111 182V181H110ZM122 182V181H121ZM129 182V181H128ZM128 182H125V183H128ZM135 182V181H134ZM143 182H144V180H143ZM192 181H190V183H191ZM75 183V182H74ZM156 183H158L159 184V182H156ZM156 183H154V184H156ZM162 183V182H161ZM165 183V182H164ZM182 183V182H181ZM194 183V182H193ZM201 183V182H200ZM218 183V182H217ZM115 184H116V182H115ZM118 184V183H117ZM119 184H121V183H119ZM131 184H133V182L132 183H130L129 185H131ZM169 184H172V181H171V183H169ZM173 184H175V183H173ZM172 184V185H173ZM188 184V183H187ZM192 184V183H191ZM128 185V187H130ZM145 185H146V182H145ZM157 185V184H156ZM198 185H199V183H198ZM201 185H203V184H201ZM201 185H200V188H201ZM207 185V184H206ZM210 185V184H209ZM218 185V184H217ZM223 185V184H222ZM225 185V184H224ZM228 185H229V183H228ZM117 187H118V185H116ZM135 186V185H134ZM160 186V185H159ZM164 186V185H163ZM177 186V185H176ZM181 185H180V183H179V187H180ZM211 186V185H210ZM209 186V187H210ZM216 186V185H215ZM115 187V186H114ZM123 187V186H122ZM148 187V186H147ZM161 187V186H160ZM159 187V188H160ZM185 187H186V185H185ZM191 187H193L192 185H191ZM195 187V186H194ZM198 187V186H197ZM196 187V188H197ZM205 186H203V188H204ZM219 187V186H218ZM131 188H133L134 190H135V188L134 187H131ZM159 188H158V190H159ZM163 188V187H162ZM165 188V187H164ZM169 188V187H168ZM188 188H190V187H188ZM199 188V189H200ZM210 188H215V187H210ZM210 188H208V189H210ZM223 188V187H222ZM221 188V189H222ZM225 188V187H224ZM242 188H241V190H242ZM126 189V188H125ZM149 190L147 191V192H149L150 191V188H148ZM153 189V188H152ZM151 189V190H152ZM157 189V188H156ZM155 189V190H156ZM169 189H171V188H169ZM174 189V188H173ZM176 189V188H175ZM174 189V190H175ZM184 189V188H183ZM192 189V188H191ZM191 189H189L190 190V192H191ZM216 189V188H215ZM219 189V188H218ZM227 189H228V187H227ZM146 190V189H145ZM144 190V191H145ZM154 190V189H153ZM152 190V191H153ZM160 190H161V188H160ZM164 190V189H163ZM168 190V189H167ZM187 190V189H186ZM198 190V189H197ZM201 190V189H200ZM199 190V191H200ZM206 190H207V188H206ZM211 190V189H210ZM225 190H226V188H225ZM240 190V189H239ZM3 191V190H2ZM1 191V192H2ZM140 191V190H139ZM151 191V192H152ZM172 191V190H171ZM196 191V190H195ZM204 191V190H203ZM217 191H219V190H217ZM223 191H224V189H223ZM229 191V190H228ZM130 192V191H129ZM128 191H127V193L126 194H130ZM138 192V191H137ZM156 192V191H155ZM164 192V191H163ZM162 192V193H163ZM169 192V191H168ZM183 192H185V191H183ZM202 192V191H201ZM206 192V191H205ZM209 192V191H208ZM207 192V193H208ZM213 192H214V190H213ZM225 192V191H224ZM232 192V191H231ZM5 193V192H4ZM117 193V194H116ZM141 193V192H140ZM159 193V192H158ZM187 193V192H186ZM192 193V192H191ZM198 193V192H197ZM204 193V192H203ZM212 193V192H211ZM217 193V192H216ZM246 193V192H245ZM85 196V195H89L91 198H92V203H91V205H89V204H87L86 203V201H85V198H83V196ZM132 194V193H131ZM146 194V193H145ZM148 194V193H147ZM167 194V193H166ZM175 194V193H174ZM189 194V193H188ZM205 194V193H204ZM209 194V193H208ZM225 194V193H224ZM227 194V193H226ZM229 194V193H228ZM232 194V193H231ZM1 195V194H0ZM123 195V194H122ZM134 195H136V194H134ZM134 195H128V197L130 196V198H131V196L133 197ZM138 195H140V194H138ZM159 195V194H158ZM196 195V194H195ZM207 195V194H206ZM221 195V194H220ZM236 195V194H235ZM240 195V194H239ZM151 196V195H150ZM163 196V195H162ZM166 196V200H168V196L167 195H165ZM164 196V197H165ZM173 196V195H172ZM175 196V195H174ZM182 196V195H181ZM189 196V195H188ZM190 196H192V195H190ZM202 196H204V195H202ZM210 195H208L207 196V198L209 197ZM3 197V196H2ZM6 197V196H5ZM126 197V196H125ZM159 197H161V196H159ZM159 197H158V199H159ZM171 197V196H170ZM178 197V196H177ZM176 197V198H177ZM180 197V196H179ZM194 197V196H193ZM193 197H191V198H193ZM197 197V196H196ZM201 196H199V198H200ZM212 197V196H211ZM210 197V202H211V198ZM213 197H214V195H213ZM225 197V196H224ZM223 197V198H224ZM228 197V196H227ZM237 197H238V194H237ZM148 196H144L143 197V199H142V195H141V199L144 201V203H146V201L148 200ZM198 198V197H197ZM202 198V197H201ZM200 198V199H201ZM204 198V197H203ZM221 198V197H220ZM219 198V199H220ZM231 198V197H230ZM229 198V199H230ZM233 198V197H232ZM243 197H241L240 199H242ZM248 198V199H249ZM3 199V198H2ZM47 199H51L54 203H55V205L56 206H59V207H61L58 211H57V213H56V215L58 214V216L60 217V220H59V222H61L62 223V226H65V227H69V228H74L75 230V232L74 233H71V232H65L64 234H61V232H60V230L58 229V228H56L54 225H53V221H54V217H55V214H53V213H50V212H47L46 211V207L48 208V206H47ZM126 199V198H125ZM134 199V198H133ZM157 199V200H158ZM186 199V198H185ZM194 199H195V197H194ZM193 199V200H194ZM214 199V198H213ZM216 199H218V198H215L214 200H216ZM224 199H226V198H224ZM1 200V199H0ZM6 200V199H5ZM161 200V199H160ZM163 200V199H162ZM198 200V199H197ZM196 200V201H197ZM207 200H209V198L207 199ZM90 201V200H89ZM130 201H132V200H130ZM134 201H136L135 199L133 200V205L135 204L134 203ZM137 201H139V200H137ZM163 201H165V200H163ZM173 201H174V199L172 200V203H173ZM195 201V200H194ZM200 201H202V200H200ZM205 201H206V198H205ZM217 201H219V200H216V202ZM222 201V199L219 201V202H221ZM15 202V201H14ZM88 202V201H87ZM128 202H129V200H128ZM150 202V201H149ZM152 202V201H151ZM156 202V201H155ZM158 202V201H157ZM160 202V201H159ZM167 202V201H166ZM188 202V201H187ZM203 203H204V201H202ZM208 203H209V201H207ZM207 202H206V204L204 203V205H206L207 206V209H208V204H207ZM250 202V201H249ZM1 203H3L2 201H1ZM5 203V202H4ZM138 203V202H137ZM140 203V202H139ZM141 203H142V201H141ZM143 203V204H144ZM153 203V202H152ZM165 203V202H164ZM171 203V202H170ZM169 203V204H170ZM176 203V202H175ZM197 203V202H196ZM196 203L194 204L195 206H196ZM212 204L213 203H215V202H211ZM218 203V202H217ZM237 202H235V203H233L234 205H237L236 204ZM247 203V202H246ZM147 204V203H146ZM146 204H144V206L146 205ZM161 204H162V201H161ZM177 204V203H176ZM191 204V203H190ZM211 204V205H212ZM220 204V203H219ZM51 205V204H50ZM129 205V208H130V203L129 204H127V206ZM136 205V204H135ZM134 205V206H135ZM137 205H139V204H137ZM148 205H150V203L148 204ZM152 205V204H151ZM150 205V206H151ZM154 205V204H153ZM159 205V204H158ZM158 205H156V207H158ZM172 205V204H171ZM178 205H180V203H178ZM187 205H188V203H187ZM249 205V204H248ZM257 205V206H258ZM2 206H4V204L2 205ZM9 206V205H8ZM19 206H21V204L19 205ZM141 206V204L139 205V207ZM143 206V205H142ZM147 206V205H146ZM164 206V208H165V206H167V205H162V207ZM174 206V205H173ZM192 206V205H191ZM191 206H188V207H191ZM197 206H199V205H197ZM202 205H200V207H201ZM216 207L218 206V205H215ZM228 206V205H227ZM5 207H6V203H5ZM133 207V206H132ZM136 207V206H135ZM138 207V206H137ZM136 207V208H137ZM182 207V206H181ZM186 207V206H185ZM212 207V206H211ZM213 207H214V205H213ZM219 208H222V207H220V206H218ZM217 207V208H218ZM12 208V207H11ZM10 208V209H11ZM143 208V207H142ZM141 207H140V209H142ZM148 208H149V206H148ZM196 208V207H195ZM234 208H237V207H233V209ZM261 208H263V207H261ZM42 209H44V211H42ZM133 209V208H132ZM138 209V208H137ZM152 208H150V210H151ZM157 209V208H156ZM171 209V208H170ZM182 209V208H181ZM181 209H177L176 208V211H178V210H180L181 211ZM186 209H188V208H186ZM194 209V208H193ZM192 209V210H193ZM199 209H204V208H199ZM206 209V208H205ZM216 209V208H215ZM230 209V208H229ZM238 209V208H237ZM13 210V209H12ZM38 210H41L42 212L39 214V212H38ZM130 210H131V208H130ZM143 210V209H142ZM146 210V209H145ZM149 210V209H148ZM153 210H155V209H153ZM175 210V209H174ZM188 210H191V209H188ZM221 210V209H220ZM14 211V210H13ZM139 211V210H138ZM147 211V210H146ZM157 211V210H156ZM233 211V210H232ZM237 211V210H236ZM17 212V211H16ZM15 212V213H16ZM150 212V211H149ZM183 212V211H182ZM190 211H188V213H189ZM196 212V211H195ZM194 212V213H195ZM204 212V211H203ZM223 212V211H222ZM231 212V211H230ZM229 212V213H230ZM134 213V216H135V212H133ZM153 213V212H152ZM155 213V212H154ZM186 213H187V211H186ZM187 213V214H188ZM191 213V212H190ZM189 213V214H190ZM197 213V212H196ZM199 213V212H198ZM205 213V214H204ZM203 214L205 215V217H206V214H207V212H204ZM209 213V216L210 215H212L213 213H215V212H213L212 214H211V212H208ZM224 213V212H223ZM11 214H12V212H11ZM85 214H89L90 215V217L89 218H85ZM132 214V213H131ZM157 214H159L160 215V212L158 211L157 212ZM186 214V215H187ZM202 214V213H201ZM220 214V213H219ZM232 214V216H233V213H231ZM234 214H235V212H234ZM239 214V213H238ZM144 215V214H143ZM155 215H156V213H155ZM193 215V214H192ZM195 215V214H194ZM199 215H200V213H199ZM214 215V214H213ZM236 215H237V213H236ZM137 216V215H136ZM183 216V214L182 215H180V216H178V214H177V212H176V216L174 215V216H170L171 217V219L173 218L174 219V221L172 220V221H170V223L171 222H173L172 224L174 225V223H175V225H174V227L172 226V228L174 229V231H173V229H172V232H174L173 234H174V237H172V235L170 234V233H168L171 237H172V239L174 238V245L178 248V250H179V253H178V255L177 256H175V257H172L171 259H170V261L173 263V264H193V260H194V257H192V251H193V248H192V243L191 242H186L184 239H183V237L185 236V233H186V231H185V219H184V217H182ZM189 217H188V219L189 220H191V219H193L192 217H191V219H190V216L191 215H188ZM222 216V215H221ZM88 217V216H87ZM116 219H115V218ZM131 217H133V216H131ZM153 217V216H152ZM152 217H151V219H152ZM161 217V216H160ZM160 217H159V220H161L160 219ZM163 217V216H162ZM161 217V218H162ZM186 217V216H185ZM194 217V216H193ZM207 217H208V215H207ZM215 217V216H214ZM58 218V217H57ZM136 218V217H135ZM134 218V219H135ZM139 218H141V217H139ZM145 218V217H144ZM202 218V217H201ZM200 218V219H201ZM216 218V217H215ZM214 218V219H215ZM56 219V218H55ZM129 219H130V217H129ZM163 219V218H162ZM198 219V218H197ZM205 219V218H204ZM208 219V218H207ZM154 220H155V218H154ZM194 220V219H193ZM199 220V219H198ZM210 220V219H209ZM217 220H219V219H217ZM228 220V219H227ZM140 221H143V220H140ZM148 221V220H147ZM151 221V220H150ZM158 221V220H157ZM197 221V220H196ZM204 221V220H203ZM206 221V220H205ZM208 221V220H207ZM206 221V222H207ZM13 222V221H12ZM58 222V223H59ZM193 222V221H192ZM200 222V221H199ZM217 222V221H216ZM215 222V223H216ZM57 223V222H56ZM153 223V222H152ZM155 223V222H154ZM161 223V222H160ZM190 223V222H189ZM194 223H195V220H194ZM194 223H192V224H194ZM202 223V222H201ZM209 223V222H208ZM211 223H213L212 221H211ZM217 223H219V222H217ZM216 223V224H217ZM222 223H224V222H222ZM222 223H221V225H222ZM227 223V222H226ZM230 223V222H229ZM149 224H151V223H149ZM149 224H148V227H149ZM163 224V223H162ZM162 224H159V225H161V228H162ZM191 224V223H190ZM197 224L199 225V223L197 222ZM231 224V223H230ZM60 225V224H59ZM153 225V224H152ZM152 225H150V226H152ZM155 225V224H154ZM152 226V229H154V227L155 226ZM164 225V224H163ZM170 225V224H169ZM204 225V224H203ZM224 225V224H223ZM228 225V224H227ZM141 226H143V224L141 225ZM167 226V225H166ZM192 226V225H191ZM194 226H196V225H194ZM201 226H202V224H201ZM200 226V229H202V227ZM209 226H211V225H209ZM208 225H207V227H209ZM212 226H215V225H212ZM217 226H218V224H217ZM217 226H216V229H217ZM233 226V225H232ZM231 226V227H232ZM235 226V225H234ZM19 227V226H18ZM64 227V228H65ZM219 227V226H218ZM224 226H222V228H223ZM23 228V227H22ZM26 228H28V227H26ZM25 228V229H26ZM63 228V227H62ZM157 228V227H156ZM160 228V229H161ZM164 228V227H163ZM167 228V227H166ZM197 228H198V226H197ZM196 228V229H197ZM205 228V227H204ZM213 228V227H212ZM226 228V227H225ZM229 228H230V225H229ZM234 228H236V226L234 227ZM12 229V228H11ZM142 229H144L143 227H142ZM148 229V228H147ZM150 229V228H149ZM148 229V230H149ZM171 229V228H170ZM200 229H197V231L198 232H201V230ZM215 229V228H214ZM218 229H220V228H218ZM224 229V228H223ZM231 229H233V228H231ZM230 229V230H231ZM238 229V228H237ZM17 230V229H16ZM20 230V229H19ZM23 230H24V228H23ZM23 230H21V231H23ZM64 230V229H63ZM147 230V231H148ZM163 230V229H162ZM164 230H165V228H164ZM190 230V229H189ZM192 230V229H191ZM191 230H190V232H191ZM208 230V229H207ZM206 230V231H207ZM227 230L229 231V229L227 228ZM226 230V231H227ZM13 231V230H12ZM18 231V230H17ZM65 231V230H64ZM71 231V230H70ZM146 231V230H145ZM154 231H156L155 229H154ZM153 231V234L155 233ZM161 231V230H160ZM159 231V232H160ZM166 231V230H165ZM168 231V230H167ZM202 231H203V229H202ZM209 231V230H208ZM214 231H217V230H214ZM220 231V230H219ZM242 231V230H241ZM243 231H245L244 229H243ZM14 232H16V231H14ZM164 232V231H163ZM193 232V231H192ZM203 232H205V231H203ZM221 232V231H220ZM220 232H218V233H220ZM223 232V231H222ZM235 232V231H234ZM246 232V231H245ZM245 232H244V234H245ZM248 232V231H247ZM17 233V232H16ZM19 233V232H18ZM24 233V232H23ZM35 233V232H34ZM148 233H150L149 231H148ZM162 233V232H161ZM212 233H213V231H212ZM228 233V232H227ZM232 234H233V230H232V232H231ZM235 233H237L238 234V231L237 232H235ZM249 233V232H248ZM45 234H48L49 236H45ZM152 234V235H153ZM164 234V233H163ZM168 234H166V232H165V235H168ZM197 234V233H196ZM195 234V235H196ZM210 234V233H209ZM214 234V233H213ZM212 234V235H213ZM221 234V233H220ZM240 234V233H239ZM243 234V233H242ZM247 234V233H246ZM16 235H20V233L19 234H16ZM23 235H25V233L23 234ZM191 235V234H190ZM194 235V236H195ZM211 235V234H210ZM209 235V236H210ZM211 235V236H212ZM218 235V234H217ZM216 235V233H215V235L214 236H217ZM230 235V232L228 233V235H227V237ZM155 236H156V234H155ZM193 236V235H192ZM225 236V235H224ZM232 236V235H231ZM235 236V235H234ZM245 236V235H244ZM24 237V236H23ZM151 239H150V238ZM166 238H168L167 236H165ZM230 237V236H229ZM237 237H239L238 235H237ZM26 238V237H25ZM29 238V237H28ZM27 238V239H28ZM80 238V240H81V242H78V239ZM193 238H195V237H193ZM197 238V237H196ZM211 237H209V239H210ZM213 238V237H212ZM220 238V237H219ZM231 238H233V236L231 237ZM33 239V238H32ZM207 239V238H206ZM205 239V240H206ZM225 239V238H224ZM224 239H223V242H225L224 241ZM229 239V238H228ZM235 239H236V237H235ZM23 240V239H22ZM159 240H160V238H159ZM219 240V239H218ZM218 240L216 241V243L218 242ZM222 240V239H221ZM229 240H232V239H229ZM172 241V240H171ZM170 241V242H171ZM193 241H195V239H193ZM207 241V240H206ZM209 241V240H208ZM214 241V240H213ZM237 241V240H236ZM169 242V241H168ZM196 242V241H195ZM201 242L202 241H200V242H198V243H200L201 244ZM203 242H204V240H203ZM202 242V243H203ZM222 242V241H221ZM229 242V241H228ZM233 240H232V243H231V241H230V243L231 244H233ZM238 242V241H237ZM1 243H3V242H1ZM197 242L195 243V244H198ZM205 243V242H204ZM203 243V244H204ZM215 243V242H214ZM213 243V244H214ZM235 243V242H234ZM159 244V243H158ZM194 244V245H195ZM207 244V242L205 243V245ZM220 244V240H219V242H218V244L216 245L215 244V246H217L218 247V245ZM224 244V243H223ZM1 245V244H0ZM160 245V244H159ZM170 245H172V244H170ZM222 245V244H221ZM220 245V246H221ZM228 245H229V243H228ZM235 245V244H234ZM168 246V245H167ZM219 246V247H220ZM232 246V245H231ZM230 246V247H231ZM241 246V245H240ZM161 247V246H160ZM160 247H158V248H160ZM222 248H223V246H221ZM227 247V246H226ZM0 248H2V247H0ZM6 248H7V246H6ZM195 248H197V247H195ZM208 248H210L209 246H208ZM214 248H216V247H214ZM222 248H219V249H221L222 250ZM228 248H229V246H228ZM233 248H235V246H233ZM239 249L241 248V247H238ZM9 249V250H10ZM172 249H174V248H172ZM201 249V248H200ZM199 249V250H200ZM219 249H217V251L219 250ZM226 249V248H225ZM232 249V248H231ZM239 249H236V250H238L239 251ZM7 250V249H6ZM175 250V249H174ZM198 250V249H197ZM202 250L203 249H201V252H202ZM210 250H212L211 248H210ZM216 250V249H215ZM221 250H219V251H221ZM224 250V249H223ZM235 250V249H234ZM3 251H4V249H3ZM196 251V250H195ZM214 250H212V252H213ZM216 251V252H217ZM218 251V253H221V252H223V251H221V252H219ZM225 251V250H224ZM228 251H230V250H228ZM238 251H236V253L238 252ZM5 252V251H4ZM160 252V251H159ZM172 252V251H171ZM176 252H177V250H176ZM227 252V251H226ZM232 252V251H231ZM230 252V253H231ZM0 253H2L3 254V252H1L0 251ZM10 253H12V252H10ZM12 253V254H13ZM234 253H235V251H234ZM2 254H0V264H4L6 261L4 260V259H2ZM154 254H156V255H154ZM163 254H164V251H163ZM162 254V255H163ZM169 254V253H168ZM174 254V253H173ZM173 254H172V256H173ZM195 254V253H194ZM193 254V255H194ZM197 254H199V253H197ZM197 254H195L196 256H197ZM224 254V253H223ZM233 254V253H232ZM232 254H230L231 256H232ZM202 255V253L200 254V256ZM203 255H205V253H203ZM201 256V257H206V256ZM235 255V254H234ZM234 255L232 256V258L234 257ZM7 256V255H6ZM13 256V255H12ZM160 256V257H159ZM4 257V256H3ZM10 257V256H9ZM15 257V256H14ZM236 257H238L237 256V254H236ZM4 258H6V257H4ZM17 258V257H16ZM193 258V259H192ZM198 258V257H197ZM224 258H225V256H224ZM231 258V259H232ZM10 259V258H9ZM236 259V258H235ZM238 259H240V258H238ZM242 259V258H241ZM12 260V259H11ZM200 260V259H199ZM199 260H197V261H199ZM224 260V259H223ZM229 260V259H228ZM227 260V261H228ZM232 260H234V259H232ZM5 261V262H4ZM18 261V260H17ZM162 261H164V262H162ZM168 261V260H167ZM170 261H168L169 263H170ZM14 262V261H13ZM12 262V263H13ZM206 262H207V260H206ZM229 262V261H228ZM237 261H235V264H238V263H236ZM8 263V262H7ZM6 263V264H7ZM9 263H11V261L9 262ZM11 263V264H12ZM244 263V262H243ZM168 264V263H167ZM194 264H196L195 262H194ZM200 264V263H199ZM202 264H204V263H202ZM234 264V263H233ZM239 264H241V263H239Z\"/></svg>","mask_w":264,"mask_h":264},{"label":"built area","instance_id":"3","mask_svg":"<svg viewBox=\"0 0 264 264\" xmlns=\"http://www.w3.org/2000/svg\"><path fill=\"white\" fill-rule=\"evenodd\" d=\"M197 18L201 24L209 26L217 34H224L227 32L228 24L219 14L203 9L199 12ZM257 115V110L251 107H249L244 113V117H246L248 121H254L257 118Z\"/></svg>","mask_w":264,"mask_h":264},{"label":"crops","instance_id":"4","mask_svg":"<svg viewBox=\"0 0 264 264\" xmlns=\"http://www.w3.org/2000/svg\"><path fill=\"white\" fill-rule=\"evenodd\" d=\"M0 118H1V116H0Z\"/></svg>","mask_w":264,"mask_h":264}]
</instances>
